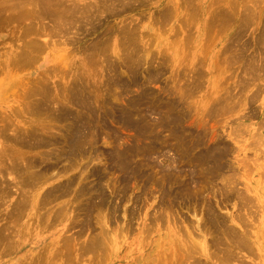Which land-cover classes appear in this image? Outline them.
I'll list each match as a JSON object with an SVG mask.
<instances>
[{
  "label": "rangeland",
  "instance_id": "obj_1",
  "mask_svg": "<svg viewBox=\"0 0 264 264\" xmlns=\"http://www.w3.org/2000/svg\"><path fill=\"white\" fill-rule=\"evenodd\" d=\"M1 1H3L4 4L6 3L5 5L9 6L8 9L10 10V8H11L10 11H13L14 13L13 12L10 13V11H9L8 12L9 14L8 13L3 14V15L0 14V18L2 19V20H0V85H1L0 86V116L2 115L0 117V125L1 124L3 125V123H4V126H0L1 127L0 129L1 130L4 129V130L3 131L0 130V131L4 132L5 127H6V129H7V131H5L6 134L9 133V134H7L8 136L0 134L1 135L0 138L3 140L6 139V141L9 144L8 139L11 137L10 133H12V137H14L13 133L15 134V131L12 130L14 125L18 126V127L15 126V128L17 127V129L19 127H21L23 129L24 133H25L26 129L29 130L28 129L29 127L31 128L29 131L32 132L31 130H33L34 127L36 126L35 127L36 131L33 130V132L35 131L36 136L30 135L29 138L26 137L25 138L26 140H27V138L29 139V140H27L28 141L26 143L27 145L25 144L26 146H24V143L19 144L16 141H15L16 143L15 142L11 143L14 140L13 139L10 140L11 141L10 143L14 145V147L11 146L13 148L10 147L11 144L9 145V148H7L8 144L6 143V141H3L0 139L2 141V142L0 141V147L3 146L7 152H8V150H9V152L11 150H13V151L16 150V152H17V150H20V152H22L23 154H24V152L26 155L28 154L27 156L32 154L31 156H29V158H27V156L24 155L22 157L21 161H19V165L24 164V163H22V160H24V157H25V159H27L24 161V162H26L28 160L30 161V157H33V156L34 157L31 158V161L32 162L34 161V163L30 162V164L31 165L34 164L35 167H37V165H38V168H36L34 171L32 170L34 173L31 171L32 173L29 174V176L27 174L26 175L22 174L23 168L18 167L17 170L15 171L16 173L15 172L12 174L10 173L11 175L8 173H5V171L2 172L1 173L2 174L1 179H3V176H4L5 178L3 180L6 181L7 179H9V177L14 176V174H15V177H13V178H15L16 181L18 180L17 178H19L20 181H22L23 178L28 176L30 179H33L38 184L33 183V181L30 180L29 178H28L29 179L28 183L30 185L26 182L27 179H26V181L23 180L25 183H27L25 185L29 186L28 188L24 186L26 189L23 187V189L26 190L25 193L27 194L30 191L29 194L32 195L34 192V194L32 196L27 194L28 197H26L27 195L24 193V190L22 192L20 187H19L20 185H18L19 183H21L20 181L15 182L13 178L12 179L10 178L11 180H9V181L7 180L8 183H11V184H9L10 186L7 187L9 189V192L7 193L9 196H6V197H8V200L5 197H4V200L1 199V197L3 198L4 195L0 196V204L2 202L1 200H3V201L6 200L4 203H2L0 205V228L5 223L4 224L5 227L3 226L4 227L3 229L4 230L8 229V230H6V232L3 230L5 232V235H6L7 231L9 232V233H7V235H9L11 233L10 231H12V229L16 230V232L12 231V234H13L12 237L10 236L12 234H10L9 237L6 235L8 238V239L6 238V241L5 240L0 241V242H2V243H0V264H158V263L160 264L163 262H164L163 264H169L170 262L172 264L173 263L176 264V262H177V264H178L179 261H180L179 264H181V263L182 264H187V263L190 264L189 259L192 257L195 258L196 261L199 260L198 262H200L201 264H220L221 262H223V260H221V259H223L224 256L229 257V260H230L229 263H231V264H264V73H262V72H264V67L262 68V71L260 70L261 69L260 66H262V64L264 62V58H263L264 57V44H263V42H264V38H263L264 37V0H259L258 2H256L257 0H253V1L251 0L252 2L249 0H219V1L218 0H216V1L215 0L214 1H211V0H155V1L154 0L153 1L152 0H144V1L143 0H137V2H135L136 0H134V2L130 1L131 5H133V6H131L130 3L126 2V1L122 4L119 3L118 4L119 10H118L117 2L112 4V2H110V0H107L108 5H109V3L112 4L111 5L112 11L110 10L112 13L108 12V11L106 13H104V16L105 17L107 16L106 18H104L103 16H98V17H100V19H96L95 21H93L96 23V25L94 27H91V29H90L89 25H87L85 27L83 26V29H85V28L87 29L86 32H85V30L84 31L80 30V32H76V30L73 28V29L68 30L67 32H63V33H65V35L63 33H61V34H63V35H61V34H58L55 32V29L53 27L54 23L52 22L53 19L48 20L49 17L48 16L46 17V15H44V14H42L40 16L39 12H41V10H39V9H41V7H42L41 6L42 1L40 2V0H35V1L22 0V1H25V6H24L25 8L24 9H28V10H26L27 12L30 10L29 11L30 14H29V12L27 13L25 10L22 12L16 11L18 8L16 9L15 7H13V5H14L13 2L16 3V1L18 2V0H16V1L15 0H9V1H11L10 3L8 0H0V2ZM36 1H37V3H36ZM61 1H63V0H61ZM100 1H102V0H72V2H71V0H68V1L64 0L63 1L64 3H62V4L65 6L66 5L69 6V4L71 2V6H72V4L74 6H76V4H77L78 7L82 8L84 6L87 8V10H90L88 12H92L93 10H91V7L97 6L98 4H100ZM229 1L230 2L232 1L231 2V3H233L232 6L229 4ZM242 1L244 4L242 3ZM247 2H248V4H247ZM11 3H12V7H11ZM26 3H28V4L30 3V5H28ZM96 3H98V4H96ZM139 3H140V5H139ZM245 3L247 4L246 6L249 7V8L246 7V9L248 11L246 9H244ZM255 3L257 5H255ZM103 4H104V1H103ZM127 4H129L128 7H127ZM208 4L210 6H208ZM114 5L116 6V8H114L115 7ZM30 6H32L34 8L30 9ZM225 6H227V7H225ZM229 6L232 7L230 10H229V8H230ZM252 7H254V8L251 9ZM35 8H37V9H35ZM167 8H168V10H167ZM204 8H206L207 12L205 11ZM213 8L217 9L218 13H216V11L213 10ZM233 8H234V10H232ZM258 8H259V10H258ZM195 9L197 11H196V13H194L192 15V13L195 11ZM201 9H203V10H201ZM240 9L242 11H240ZM169 10H171L172 12L171 11L165 12V11H169ZM175 10H176V13H175ZM221 10H222V12H221ZM224 10L227 11V14ZM228 10L229 11L232 10L233 14H235V15H233L231 12L229 13ZM253 10H254V12H256L254 16H253V14H254ZM209 11L211 14L208 13ZM243 11L245 14H247V13L248 14L247 15L243 14L242 13ZM31 12L32 13L35 12V13L31 14ZM113 12H115V13H113ZM25 13H27L26 14L27 18L25 17L23 19L22 17L24 16ZM37 14H39L40 17L36 16ZM95 14H97V13H95ZM32 16H35V17L32 18ZM165 16H169V17L164 18ZM170 16H172V17H170ZM226 16H228L227 19H226ZM248 16H253V17L251 18ZM18 17L19 18L21 17L20 19H23V20L18 19ZM214 17L217 18L219 22L218 21L214 22L215 20H217ZM254 17H256V18L253 19ZM28 18H29L30 22H28ZM183 18H184V21H182ZM220 18H222L223 20L222 19L219 20ZM229 18L230 19L232 18V19L230 20ZM249 18H250V22H251L250 24H249V20H248ZM25 19H27V20H25ZM41 19H43L41 23L44 25V29H39V30H41V31H39L41 33H36V32H34L35 30L32 31L29 28L27 29V27H29V25H31V27L33 28L34 26H37L38 24H40ZM210 19L214 20V21L211 23ZM251 19L253 22L251 21ZM3 21H5V22H3ZM47 21H49V22L47 23ZM220 21H221V23H220ZM222 21H224V22H222ZM244 21H246V23H248V24H246ZM17 22H18V24H17ZM21 22H23L24 25ZM33 22L35 23V25ZM44 22H45V24H44ZM26 23L28 25H26ZM5 25H7V26H5ZM218 26H219V28H218ZM25 27L27 30H30V33L34 32L33 33L34 35L33 34L30 35V33L27 30H24ZM20 28H22L26 32H24ZM50 28L52 30L54 29L53 30L54 32L51 31ZM122 30H124V33ZM21 31H23V32H21ZM20 32L22 34H24V36ZM47 33L49 36L45 35ZM66 33L67 34L71 33V36H73V37L71 38V36L68 35L69 36V38H68ZM72 33H75V34H72ZM125 33H126V37H125ZM256 33H257V36H256ZM36 34L37 35L40 34L41 37H40V35L37 36ZM26 35H28L27 36L28 38L26 37ZM32 35H33V37H32ZM259 35L262 38H260ZM56 36H57V38H56ZM98 36H100L99 37L100 39L98 38ZM127 36L128 37L133 36V37H130V39H129ZM30 37L31 38L36 37L37 39L39 38L38 40L41 39L40 42H42V41L44 42L45 39L50 41V47L53 49V50H51L52 52H50V61L45 63L43 66H41L39 68H38V65L40 62H42L41 59L39 61L33 62L32 64H28V67L22 66L21 68L20 67L17 68V66H13V63L10 62V58L12 57L13 53L19 51L20 47H22L23 44H25L27 40L31 39ZM62 37H63V39H60ZM257 37L259 39H257ZM54 38H55V40H57L56 42H55V40H53ZM66 38H68V39H66ZM124 38H126V39H124ZM134 38H136V39H134ZM244 39H246V40H244ZM62 40H65V41H62ZM261 40H263V41H261ZM52 41L55 44L51 45ZM122 41H123V43H122ZM128 41L130 44H128ZM23 42H25V43H23ZM20 43H23V44H20ZM260 43L262 45H260ZM89 44H91L92 46H95L97 44L95 47L100 48V50L99 51L98 50H94V51L89 50L90 49ZM105 45H106V48H108L107 49L108 52L106 51L104 53L102 51L104 50ZM112 46H113V48H112ZM113 49L116 51L114 52ZM127 49H130V50H127ZM86 50H87V52H86ZM131 50H132V52H131ZM128 51H130L129 54L131 53L132 56L129 55L127 57ZM240 51H241V53H240ZM88 52H90V53H88ZM95 52H96V55H95ZM116 52L118 55H116ZM123 52H126V53L124 54ZM51 53H54V54L57 53V59L55 58L54 55H51ZM92 53H94V56L91 55ZM233 53H235V55ZM223 54L224 55L226 54V55L224 56ZM89 55L93 56L94 58L90 57ZM133 55H135V56H133ZM142 55L144 56V58H141V57H143ZM260 55L262 57H260ZM137 56H139V64L140 65H138V67H135V62L138 60ZM254 56H257V58ZM246 57H248V58H246ZM90 58L92 61H90ZM121 58H123V60ZM261 58H263V59H261ZM104 60L105 61L114 60V62L112 61L113 67H112V65L109 66ZM227 60H228V62H227ZM259 60H260V62H259ZM89 61L91 62L92 66L90 65ZM122 61H124L126 63H123ZM252 62L255 64V66H257L255 68L259 69L257 71L258 72L260 71V73H258L255 70L254 64ZM7 63H8V65H7ZM85 63H87V64H85ZM118 63H120V65ZM228 63H229V65H228ZM230 63H232V64H230ZM95 64H96V66H95ZM246 64L250 65V66L246 67L247 66ZM252 64H253V66H252ZM244 65L247 69L245 67H243ZM25 66H27V65H25ZM251 66H252V68H251ZM64 67H65L64 70H66L68 72V75L66 74V76H68L67 78L65 77V75H63L64 70L62 68H64ZM107 67H108V69H107ZM116 67H118V68H116ZM128 67H132V68L134 67L133 69L136 71H133V69H130ZM193 67L194 68L196 67V68L194 69ZM121 68H122V70H121ZM243 68H245V69H243ZM71 69H73V70H71ZM118 69L120 72L117 71ZM109 70H110V72H109ZM128 70H131L132 72L128 71ZM247 70H249V71H247ZM251 70L255 71V75L257 74L258 76L253 78L252 76H255L253 72L251 73V75H249ZM41 71L44 73H42ZM45 71H47V72H45ZM59 71H60V73H59ZM111 71L113 74L111 73ZM239 71H240V73H239ZM241 71L243 74L241 73ZM8 72H10V73H8ZM45 73H47V76L49 74V76H48L49 78L46 79V77L44 75ZM72 73H78L77 76L79 78L82 76L81 77L82 79L84 76L87 75L83 81L86 82V85H87L86 89L88 88L87 93H89L93 96L92 98L90 97V99H91L90 103L92 104V107H95L96 110H98L97 108L100 107V110L97 111V114L99 115L100 112H103V110H105V108H107L104 111L105 113L103 112L102 115L105 119H107L106 125H108V127L107 126L102 127V126L98 125V126H95L96 127L95 128L94 122L92 123L91 129L94 128L92 132L95 135H97L96 137H98L95 140V142L97 144H95L93 146L95 149H97V147H98V149L102 151L103 149L109 150V149H111V147H117V146H121V148H123V146L125 148H128L129 146L135 147L136 143L140 147L146 146V142L144 140H143L144 141L143 142L141 139L137 140L136 137H133L134 131L132 129L127 128L126 126L122 125V123L120 121L116 120L118 113L115 112L114 109H110L111 107H113V105L117 106V107L118 106L123 107V106L127 105L129 101L131 103L133 102L135 105L138 104L137 106H135L133 104L135 110L141 108L142 113H146V115H145L146 119H149L150 121L156 120L160 115H162V118L165 117L164 120H167L168 116H166V115H168V114H166L165 111H167V113L171 112L173 115H176V113H177V116L181 117L180 120H182V122L181 121L180 122L183 126H186V128L187 127L190 128V131L192 130L195 133L196 132H199L202 134L205 133L203 135V139H202V145L203 146H205V144L206 145H211V144L215 145V144H222V143H225L227 145V148L229 149V151H228V154L226 156V160H228V162H230V165L233 168L235 167L234 168L235 174L238 172L236 175L237 176H238V174L240 175V177L236 176V179H235V180H237L235 188L237 189V186H238L237 191L239 190L237 192V195H239L238 199L236 198V196H237L236 193H233V195H232V193H230V196H224V193H221V190L219 188V184L215 183L214 181H212L210 183L209 182L206 183V181H205V182L201 183V185H202V187H200L201 189L199 188L200 194L198 193L199 194L198 196L199 197L201 196V199L199 197H195V196L191 197V194H189L191 197V200H189V201L183 200L181 202L177 201V205H176V201H175V202H172L170 204L171 205L170 208H167L170 205L168 206V203L166 204V202L161 203L160 192L158 191V189L153 184L148 183V185H146L145 188H142V181L140 179L136 180L135 178H132L131 181L128 180L125 183L121 182V184H119L120 182H118V180L120 181V179H119L120 175H118L119 174V173H117L118 171L115 172V170L112 169V165L114 164V162H112L109 159V157H107V155H104V154L97 155L98 158L93 153H92V155L87 154L88 156H86V157H90V158L85 157L82 159V158L78 157L77 160L73 159L74 161L76 160L75 161V162H77L76 164H75V162L73 164V160L69 161V159L63 160V158L62 159L60 158L61 160L57 159L56 162H53L54 159L53 160L50 159V160H48V161L52 160L50 162V164L56 163L58 165H56L55 169H52L51 171L45 172L42 165L45 163L48 164L49 162L44 159V163L42 164L41 162H43V159H42L43 156H42V158H40L41 154L43 155L45 150L48 152V150L50 149L49 147H51V150H52V148L55 149L56 146H57L56 149L53 151L57 152L59 150L61 152L63 150V145L62 144L59 145V143H57V144L50 143V144H44L45 145L44 146V145L38 144L40 142H37V140L35 142H32V141L34 140V137L36 139L37 136L39 137L38 139H40L43 134H44L43 135L44 140H46L47 138H48L47 140H49L50 139L49 137H52V139L61 140L63 138L62 134L65 131L64 129L66 128L67 125H69V123L66 122V120H64V119L62 121L61 120H54L53 119L54 117H52L48 111L46 112L44 110H43L45 112L44 114L42 112H40V115H39V113H37L39 117H37L36 114H30L33 112L29 109L31 108L33 103L36 101V98H38L39 96L36 95V96L32 97V95H31V98H32V101H31L30 98H28L29 100L27 99V97L23 98V96H26V94L23 95V91L25 93L30 88H36L37 87V85H36L37 79L36 78L37 77L40 78L41 77L40 75H42V77L46 79V82L49 83L47 85H49L52 94L54 91V93L58 94V96L61 97V95H63L62 94L63 88H61V87L66 86V85H64L65 84L64 82H71L69 79H71L70 75ZM79 74H80V76H79ZM111 74L113 76H111ZM6 76H8V77H6ZM88 76H89V78H88ZM248 76H250V78ZM63 77H65V78H63ZM114 78H115V80H117V79L121 80V82H119V84H117L118 82L115 81L116 83H114ZM134 78H136V81L134 80ZM248 78L249 79L252 78L253 80L252 79L249 80ZM62 79H64V80L66 79V80L64 81ZM82 79H81V81H82ZM85 79H86V81H85ZM58 81L59 82L62 81L60 83H63L64 86L63 85L61 86V84ZM103 81H104V83H102ZM127 81H129V82L127 83ZM122 83H124V84H122ZM250 83H251V85H250ZM55 84H57V85L60 84V88H58L59 86L55 87V86H57ZM104 84H106L107 86L110 85V87L114 86L115 89L113 87H111V89H110V88H108L109 86L105 87L106 85H104ZM193 84H195V85H193ZM44 85H46V84H44ZM118 85H120L121 87L124 86L126 88L122 87L124 89L123 90ZM238 85L241 87H239ZM28 87H30V88H28ZM52 88L54 90H52ZM90 88H92V89H90ZM168 88H169V90H168ZM60 89H62V90L59 93ZM142 89L143 90L145 89V91H143ZM146 89H148V90H146ZM181 89L183 91H181ZM226 89L228 92L226 91ZM31 90H34V89H31ZM114 90H115V92H116V90H118L119 92L115 93ZM257 90H259V91H257ZM173 91H175V92H173ZM178 91H179V93L183 92V93H181L183 96L182 95L179 96L180 94H178V96H177L176 93H178ZM20 92H22V94ZM112 93L116 94V96L114 95L115 97H112V95H113ZM119 93H120V95H119ZM143 93H146L145 96H142L139 98V96ZM105 94H107V96ZM218 94H220L221 97L223 96L222 98H226L228 101L230 99L234 98V99H232V101H230V102H232V104L229 102L230 105H228V101H227V104H225V107L223 109H220V114L218 113V111H211V109H210L212 107V105L214 106L216 100L221 99V98L217 97V96H219ZM228 94H230V96ZM237 94H238V96H237ZM91 95H89V96H91ZM227 95L229 96V98ZM62 97H61V99H62ZM113 98H115V100L117 101L118 104L116 103V101ZM109 99H112L113 101L110 100L111 101L110 102V101H108ZM173 99L177 100L178 105L180 103V105L174 109L172 106V104H174ZM213 99H214V101H213ZM233 100H235L234 103H233ZM192 101H194V102H192ZM23 102H25L24 103L25 106L29 107L28 109L26 108L27 111L29 110L26 113H24L26 111L24 105L22 106ZM29 102H31V103H29ZM190 103H192V104H190ZM19 104H20V106H19L20 108H17L16 113H15L16 109L12 113L11 110L16 108ZM108 104H110V105L112 104V106H110ZM189 104H190V106H189ZM168 105L172 109H170V107ZM68 106H69L70 110L72 108V110H71L72 113H74L76 111L77 112L74 114L81 113L80 111H78V110H80V108L78 109V106H74V105H71V106L68 105ZM102 106H103V108H101ZM104 106H105V108H104ZM75 107H76V109H75ZM207 107H208V109H207ZM232 108H234V109H232ZM150 109L152 110V112ZM226 109L232 110V111L229 112ZM208 110H210L209 113H208ZM222 110H225V111L222 112ZM19 111H21L20 112L21 115H20V113H17ZM154 111H155V113H154ZM157 111H158V113H157ZM10 113L15 114V115H11ZM41 113H42V115H41ZM82 113L84 114V112H82ZM114 114H115V116H114ZM9 115H11V117ZM43 115H44V119H43ZM45 115H47V117H45ZM107 115H109L112 119ZM3 116L5 117L4 119H3ZM7 116H8V119L10 118L9 119L10 123L13 125V126L11 125L12 128L9 127L10 123L8 121H7L8 123H6L5 119L7 118ZM22 118H23V121H22ZM2 119H3V122L1 123ZM30 119L33 122H35L36 125H35V123H31L32 121H30ZM47 119H48V121L50 119V121L53 123L47 122L46 121ZM4 120H5V122H4ZM38 120H40V123L42 124V128H41L40 123L37 124ZM56 121L60 122V124L57 123ZM63 121H65V122H63ZM22 122H25V123H23V125H22ZM54 122H56V123H54ZM5 123H6V125H5ZM26 123H28V125H30V126L26 125ZM64 123H68V124L65 125ZM7 125L12 131L8 130L9 128H7ZM20 125H22L23 127ZM32 125L34 127H31ZM60 125L61 126L63 125L65 128L63 126H62L63 128H59ZM48 126L52 127L51 128L52 130L49 129ZM166 126H167V127H165L166 130L161 132L162 133L161 136H163V137H160L161 139L167 138V141L165 142L166 146L164 145V146H161V148H160V151H161V149H163V154L165 152V155L169 157L168 158L169 161H166L164 166L166 164L171 163V162L174 165L176 164L175 162L172 161V160H175V157H176L175 156L176 155V145L174 144L175 141L173 139L172 140L174 142L170 141L171 139L169 137H167V136L165 137V135L167 133H169V125H166ZM39 127H40V129H37ZM105 127H107L108 129L107 128L104 129ZM46 128H48L50 130V132H49V130L47 131ZM102 128L104 129L103 131H102ZM42 129L44 130V132ZM157 129H159V127ZM203 129H204V132H203ZM39 130H41V131H39ZM55 130H57V131L55 132ZM105 130H106V132H105ZM236 130L238 132H236ZM94 131H98L100 133H98V132L95 133ZM107 131H109L108 134L110 135V137L108 134H104V133H107ZM36 132H41V133H36ZM54 132L57 133L59 136L57 134H54ZM113 132L116 133V136L119 135L118 137L119 138L121 137V138L120 139L118 138V140H116L115 134L113 135ZM51 133L54 134V136L50 135ZM102 134H103L104 138H103V136L101 138ZM239 134H240V136H239ZM251 134L256 135V136L258 134V136H259L258 144L257 145L255 144V146L251 142L252 139L249 138ZM47 135H49V136H47ZM60 135H61V137H60ZM237 135H238V137H237ZM106 136L111 141L108 140V138ZM31 138H32V140H31ZM100 138H101L102 144H101ZM105 138H107V139L105 140ZM121 139H122V141H121ZM168 139H170V140L168 141ZM204 139H206V140H204ZM41 140H42V138H41ZM135 140H136V142H135ZM30 141H31V143H29ZM236 141H238V142H236ZM36 142H37V146H39V145L42 146V148H40V150L37 149ZM120 142L121 143L124 142V144L122 143L123 144L122 145ZM140 142H143V144ZM104 143H106V144L108 143V144L106 145ZM117 143H118V145H117ZM15 144H17V145H15ZM29 144H31V145H29ZM103 144H104V146H103ZM247 144H249V145H247ZM21 145L24 147H21ZM32 145L35 147H33ZM108 145H110L111 147ZM258 146H260V148ZM25 148L28 150H26ZM47 148H48V150H47ZM231 148L233 150H231ZM31 149H32V151H31ZM41 149H43V150H41ZM157 149L159 150V148H157ZM164 149H166L169 152V154ZM51 150L49 151L50 153H55ZM13 151H11L12 154L8 153V156H11V158L14 157ZM27 151H28V153H27ZM46 151H45V154H47ZM59 151H58V153H59ZM33 153H34V155H33ZM38 153H40V154H38ZM172 153H173V155H172ZM20 154H19V156H20ZM37 154H38V156H36ZM16 155L18 156V152ZM16 155H15V157H16ZM154 155L152 156L154 158H152L150 160L152 161V163L159 165L160 162H162L161 161L162 158L156 157V154H154ZM91 156H93L94 159H96V158L98 159V164H96L97 159L91 160L92 159ZM99 156H101V157H99ZM249 156H250V158H249ZM20 157L18 158L19 160H20ZM39 158L41 159V161H39L40 160ZM252 158H254V160ZM135 159H138V157H136ZM99 160H100V163L102 164V166L105 168L101 167ZM239 160L243 161V163H246V165H244V167L246 166L245 168L243 167V164L240 163ZM61 161L62 162L67 161L68 163L67 162L61 163ZM101 161L104 162L105 164H103ZM20 162H21V164H20ZM152 163H150V164H152ZM189 163H190L189 160H183V159L181 161L177 162V164L180 167L182 165V168L183 167L188 168L187 165L189 166ZM94 164H96V165H94ZM110 164H112V165H110ZM5 165H8V162H6ZM74 165H76V166H74ZM79 165H80V168H82L81 170H84V171L86 170L87 172H89L88 175L86 174L87 173L86 171H85L86 172L85 173L84 171L81 172V170H79L80 169ZM34 166H32V168ZM68 166H71V167H68ZM72 167H74V168H72ZM2 168H4V167L2 166ZM68 168H70L69 171H68ZM155 168H157V167L155 166ZM97 169H99L102 173ZM106 169H108V170H106ZM109 169H111V170H109ZM41 170L44 171L45 173L42 172ZM56 170L58 173L61 172L62 170L63 171L67 170V171L64 173H63V171L61 173H59L61 175H58V174L55 175L54 172ZM89 170H91V171H89ZM104 170H106V171H104ZM79 171L82 174L78 173ZM94 171H96V173H97V174H95V176L92 175V173H91V172L94 173ZM98 171H99L100 175H98ZM35 172H36V174H35ZM48 172H50V173H48ZM57 172H55V173H57ZM52 174H54L55 177H53L54 175H52ZM75 174H77V175H75ZM8 175H9V177H8ZM35 175H37L36 178L34 177ZM43 175H44V177H43ZM85 175H87V178ZM21 176H23V178ZM38 176L39 177L42 176V177L40 179H38ZM50 176H52V177H50ZM115 176H117L118 178L117 177L115 178ZM241 176H244V178L242 179ZM48 177H50V179ZM67 177H68L69 183H67V179H66ZM88 177H90V178H88ZM111 177H113V180ZM42 178H44V179L47 178L49 180L48 181L44 180L45 182L40 183ZM105 179H106V181H105ZM12 180L14 181L13 183H12ZM90 180L93 181L92 184H90L91 183ZM103 180L105 183L107 181H109V182H107L105 184L103 182ZM62 181L65 182L64 185H63ZM80 181H81V183H80ZM113 181H114V183H113ZM139 181H140V184H139ZM31 182L33 184H31ZM57 182L58 183L60 182V184H58ZM82 182L84 183L83 185L87 186V188H93V187H90L92 185L101 187L102 191L104 189V192H103L104 195L103 196L106 198L108 195V197L106 198V200H103V202H102V200L98 201L99 199L96 198L97 194L94 192L92 193L91 189H90L91 191H89V192H91V194H89V193L78 194L79 190H80L79 187H81L83 185H79V187L77 185L82 184ZM116 183H117V185L118 184L119 185L117 186ZM13 184H14V186H13ZM125 184L128 185V187H126ZM129 184L131 187L129 186ZM132 184H134V185H132ZM36 185H40V186L39 187L37 186L34 188V186H36ZM70 185H73V186H70ZM204 185L206 187L205 189L203 187ZM215 185L217 187H215ZM245 185H249V187L251 186L253 189V192L256 194H254L252 192H245ZM31 186H32L33 192L31 191ZM67 186L68 187L70 186V188H73V189H70ZM148 186H150V187H148ZM66 187H67V189H66ZM106 187H109L110 189L106 188ZM136 187H137V190H136ZM29 188H30V190L28 191L27 189H29ZM149 188H151V189H149ZM208 188H209V190H208ZM19 189L22 193H20ZM42 189H43V191H42ZM155 190H156V192H155ZM45 191H46V193H49L48 191H51L52 193H54L55 196H52V198L50 197V199H49L48 197H46L44 195ZM53 191H56V192H53ZM126 191H127V193H126ZM242 191L245 192L248 195V197L250 196V200L245 198L246 199L245 201L248 204V206L246 203H245L246 204L245 206L244 205L241 206V204H244V203L242 202V198L240 199V197H241V195L245 196V193H243ZM112 192H114V193L112 194ZM152 192H154V193H152ZM213 192L215 194H213ZM239 192L242 194L240 195ZM56 193H58L57 196H56ZM60 193L63 196H61V195L59 196ZM21 194L26 195V196H24V199H27V201L24 200V204L21 203L22 198H18V195H19V197L22 196ZM42 194L46 200L43 198ZM117 194H119V196ZM218 194H219V196H221V198L218 196ZM39 195L43 198V200H42V198L40 199ZM74 195L78 199H76V200H75V198L73 199L72 197ZM120 195L123 197H121ZM210 195H211V197H209ZM47 196H49V195L47 194ZM78 196L83 197V198H79ZM84 196L88 200L84 199ZM222 196L224 197V199L222 198ZM29 197L30 198L32 197L31 200ZM34 197H35V199H34ZM213 197H215V198H213ZM70 198H72L73 200ZM227 198H229V199H227ZM13 199L15 200L14 202H13ZM36 199L40 200V201H44V202L38 203V201ZM81 199L83 202L81 201ZM28 200L31 202H29ZM63 200H65V203L67 201L68 204L66 203L64 206ZM216 200H217V202H216ZM18 201H19V203H17ZM206 201H209V202H207L208 204H206ZM243 201H244V199H243ZM247 201H249L250 203H248ZM70 202H72V203H70ZM202 202H204L205 204ZM240 202H242V203H240ZM12 203H14L15 205L14 204L12 205ZM59 203H61V204L59 205ZM174 203H175V206H173ZM209 203H210V205L213 206L215 214L219 218V220H218L219 222H217V221L214 223L212 222L213 224L207 223L208 220L205 219V218L208 219V214H207L208 211H207L206 207H208ZM215 203L218 207L215 205ZM40 204H43L42 206L45 208L40 207L41 206ZM47 204L51 207V209H53V208L55 209V205H56L57 209H55V210L57 212L60 211L61 213H57L58 214L57 215L55 213L56 212L55 210L52 212V210L49 209L50 207ZM84 204H85V207H83ZM101 204L102 205L104 204V205L102 206ZM202 204L205 206V208ZM38 205H40V206H38ZM11 206H15L14 208L12 207V209H14V212H13V210L12 211L10 210ZM16 206H18V207H21V206L24 207L25 206V208H26V209L22 208V207L20 208V210H22V209L23 210H22V212L19 210L20 214L18 215V217L16 215V214H18L17 213L18 207L16 209ZM35 206H37V207H35ZM99 206L100 207L102 206L101 209ZM161 206L164 208H162ZM73 207H75V208H73ZM92 207L94 208V210ZM194 207L196 209L195 211L192 209ZM249 207H251V208H249ZM47 208L49 210V213L52 212L50 215L48 212H46V211H48ZM64 208H65L66 212L64 211ZM15 209L17 211H15ZM91 209H92V211H91ZM99 209H100V212H99L100 214L96 213V211L98 212ZM102 209H103V212H101ZM159 209L160 210L162 209L161 211L164 212L163 213L164 214L163 219H161L162 216H160V213L158 214V212L160 211ZM164 209H166V210H164ZM167 209L172 210L173 214L171 212V215H173V216L169 215L170 213L168 212ZM8 210L11 211L12 213L9 212ZM44 210H46V211H44ZM200 210H202V211H200ZM93 211L96 214H98V216L100 218H98L97 215H96V217H94L95 214ZM62 212L65 214L64 218H63ZM195 212L197 215L195 214ZM13 213L15 215H13V217H12ZM21 213H23V214H21ZM41 213H43V214H41ZM44 213L45 214L47 213L46 215L49 218ZM179 213H181V214L179 215ZM32 214H33V216H32ZM52 214L55 216L56 219H53V220L51 219V218H54V217H51ZM193 214H194V216H193ZM10 215H11V217H10ZM39 215L42 217V219ZM56 215L58 216V218L60 216V218L58 219ZM61 215H62V217H61ZM158 215L161 218L157 217V218H159L157 220L156 216H158ZM174 215H175V217L176 216L177 217L174 218ZM242 215H243V217H242ZM16 217L18 220L16 219ZM43 217L45 219H43ZM83 217L86 220H84ZM201 217H202V220L199 219ZM244 217H245V219H244ZM12 218H13V220H12ZM94 218H97V219H94ZM129 218H131L132 220H130ZM6 219H9L10 221L6 220ZM173 219H174V221H172ZM223 219H225V220H223ZM88 220L90 221V224H87V222L89 223ZM106 220H108V221H106ZM160 220H163V221H161L162 223L160 222ZM199 220L201 222H199ZM54 221H56V222H54ZM99 221H100V225H99ZM9 222H11V223L9 224ZM220 222H222V223L219 224ZM13 223H14V225H13ZM197 223H198V225H197ZM6 224L8 226L10 225L12 227L9 226V228H8V226L6 227ZM45 224H46V226H45ZM152 224H154V225H152ZM200 224L202 226L201 228L199 226ZM202 224H206V226L204 225L206 228L208 226L207 231H204L206 229ZM15 225H17V226L14 227ZM146 225H148V227H150L151 229L147 228V230H146L145 229ZM212 227L215 228V230ZM226 227L228 228V230ZM231 227L235 232L231 229ZM102 228H104L103 231L105 230V232H107L106 234L103 233V236L105 234L107 237L105 236L106 237L105 238L101 235V237H99V238L105 239L104 244L106 246L104 247L103 246L104 244L97 243L95 245H97V247L99 246L98 248L100 249V251L99 250L96 251L97 247H94L95 250H92L93 252L90 251L88 253L87 251H84V248L86 246H88V244H86V242L89 240L90 243H91V241L93 243L94 238H92L91 236H95L96 234H97V237L100 236V234H102V233H98V232H102L101 231ZM209 228H211L214 231H212ZM221 228H223L224 230L223 229L221 230ZM208 229H209V231H208ZM225 229L227 230V232L225 231ZM91 230L94 232L91 233L90 232ZM216 230H218V232ZM3 231H0V232L2 234H4ZM157 231H159L161 233V237H160L161 239L159 238L161 241L165 237L164 233H167V232H169V233L171 232V233H170V237L168 239L165 238L164 241H162V242L160 241V243H162V245L159 244L160 246L158 245V246L153 247L152 236L154 239H157L158 238L156 236ZM228 231H230L231 234ZM244 231L245 232L248 231L247 233H248L249 237H248L247 233L245 234ZM233 232H234V234H232ZM183 233L185 234V236H183L184 235ZM186 233L187 234L189 233V235H187ZM206 233H209V234H206ZM218 233L220 234V236ZM235 233H236V235H235ZM239 233H241V236H244V238L239 237L240 236ZM79 234H81L82 236ZM139 234H140V237H142L143 239L139 238ZM146 234H149V235L147 236ZM186 235L189 236L190 239H189V237H187V239H186ZM221 235L224 236V237H222L224 239H221ZM229 235H231V236L229 237ZM71 236H72V238L70 239ZM216 236H219L220 239H219V237L217 238ZM232 236L235 239H238L237 236L239 238H243V240L246 239L245 241L247 244L250 245V249H244L243 250V249L237 248V250H236V247H235L234 250H235V252L237 251L235 253L234 250L232 249L234 246H230L231 248L229 247V245L234 242V239H232L233 238ZM203 238H205V240L207 242L206 247L209 246L208 247L209 251L206 248L205 253H201L200 248L197 244H195V245L191 244L194 239L199 241V240H202ZM225 238L227 240H225ZM230 238L233 241H230ZM72 239H73V241H72ZM137 239L141 242V245L140 246H134L133 245L134 248L130 247L129 245L133 242L138 244V241H136ZM65 240H67L68 242H66ZM187 240H189L191 243L190 242L188 243ZM195 240L193 243H196ZM173 241H174V243H172ZM177 242H180L181 245H183L184 243L185 244L183 246H181L180 244L178 245ZM219 242H221V243H219ZM215 243H216V245H215ZM66 244H69L67 246L68 248L66 247ZM163 244H165V245H163ZM213 244L215 246H213ZM7 245L8 246L10 245V246L7 247ZM172 245H174V246H172ZM175 245H178V246H175ZM82 246L84 248H82ZM180 246L182 248H180ZM189 246H191L192 248ZM222 246H224V248L227 247V248H225V251H226V249H230V250H227L226 252H220V251H224V248ZM184 247H185V249H184ZM176 248L179 250H177ZM187 248H189V250L196 248V250L193 249V255H195V256H193L192 254L187 255L186 254L188 252ZM79 249H81V250H79ZM76 250L79 251L78 255H77L78 251H76ZM183 250H185V251H183ZM247 250L249 252H247ZM54 251H55V253H54ZM81 252H82V254H80ZM101 252H102V254L104 253V255H101ZM163 252H165V253H163ZM199 252H200V254H199ZM105 253H106V255H105ZM147 253H149V254H147ZM96 254L97 255L100 254V255L97 256ZM234 254L235 255L237 254L236 257L237 256L238 257L236 258L234 256ZM181 255H183V258L181 257ZM190 255H192V257H189ZM220 255H221V258H220ZM185 257L186 258L189 257V258H187L188 260L187 259L184 260ZM225 257H224V260H226ZM177 258H179V261ZM170 259L171 260L173 259L172 260L173 262ZM174 260H175V262H174ZM167 261L168 262L170 261V262L168 263Z\"/></svg>",
  "mask_w": 264,
  "mask_h": 264
},
{
  "label": "bare ground",
  "instance_id": "obj_2",
  "mask_svg": "<svg viewBox=\"0 0 264 264\" xmlns=\"http://www.w3.org/2000/svg\"><path fill=\"white\" fill-rule=\"evenodd\" d=\"M9 1V0H8ZM16 1V0H15ZM20 1V2H19ZM32 1H35V0H32ZM42 1V7H41V9H39V10H41V12H39V14H40V16L42 15V14H44V15H46V17L48 16L49 18H48V20H50V19H53L52 20V22L54 23L53 24V27H54V29H55V32L56 33H58V34H61V33H63V32H67L68 30H70V29H75L76 30V32H80V30H85V32H86V28L85 29H83V26L85 27V26H87V25H89L90 26V29H91V27H94L95 25H96V23L95 22H93V21H95L96 19H100V17H98V16H103L104 18H106L105 16H104V13H106L107 11L108 12H111L112 10V8H111V5L113 4V3H115V2H117V5L120 3V4H122V3H124L125 1L126 2H129L130 3V1L132 2H134V0H110V2H112V4L111 3H109V5H108V3H107V0H102V1H100V4H98V3H96V4H98L97 6H92L91 7V10H93L92 12H88V11H90V10H87V8L86 7H78L77 6V4H76V6H74L73 4H72V6H71V2H72V0H71V2H70V4H69V6H65V5H63L62 3H64L63 1H61V0H40V2ZM66 1H68V0H66ZM103 1H104V4H103ZM144 1V0H143ZM153 1V0H152ZM155 1V0H154ZM211 1H214V0H211ZM216 1V0H215ZM219 1V0H218ZM249 1H251V0H249ZM253 1V0H252ZM251 1V2H252ZM259 0H257L256 2H258ZM6 2V1H5ZM11 1H9V3H10ZM13 2V1H12ZM75 2V1H74ZM88 2V1H87ZM135 2H137V0L135 1ZM142 2V1H141ZM150 2V1H149ZM178 2V1H177ZM232 2V1H231ZM230 1H229V4L232 6L233 5V3H231ZM35 3V2H34ZM36 3H37V1H36ZM76 3V2H75ZM242 3H243V1H242ZM260 3V2H259ZM258 3V4H259ZM6 4V3H5ZM4 4V2L3 1H1L0 2V14H6V13H8L10 10H11V8H10V10L8 9V5L6 6ZM13 7H15L17 10L16 11H18V12H22V11H26V10H28V9H24L25 7V1H22V0H18V2L16 1V3L15 2H13ZM26 4H28V3H26ZM68 4V3H67ZM88 4V3H87ZM93 4V3H92ZM136 4V3H135ZM210 4V3H209ZM208 4V6H210ZM228 4V5H229ZM244 4V3H243ZM242 4V5H243ZM247 4H248V2H247ZM246 3H245V7H244V9H246V5H247ZM251 4V3H250ZM28 5H30V3L28 4ZM128 5L129 4H127V7H128ZM130 5H131V3H130ZM139 5H140V3H139ZM236 5V4H235ZM255 5H257L256 3H255ZM254 5V6H255ZM34 6V5H33ZM115 6V5H114ZM113 6V7H114ZM126 6V5H125ZM131 6H133V5H131ZM231 6H229L228 8H229V10L232 8ZM250 6V5H249ZM11 7H12V3H11ZM130 7V6H129ZM175 7V6H174ZM212 7V6H211ZM224 7V6H223ZM225 7H227V6H225ZM31 8H34V7H32V6H30V9ZM39 8V7H38ZM86 8V9H85ZM90 8V7H89ZM88 8V9H89ZM114 8H116V6L114 7ZM121 8V7H120ZM192 8V7H191ZM207 8V7H206ZM206 8H204L205 9V11H206ZM227 8V9H228ZM247 8H249V7H247ZM254 7H252L251 9H253ZM14 9V8H13ZM20 9V10H19ZM35 9H37V8H35ZM175 9V8H174ZM198 9V8H197ZM211 9V8H210ZM219 9V8H218ZM237 9V8H236ZM243 9V10H244ZM111 10V11H110ZM118 10H119V5H118ZM167 10H168V8H167ZM193 10V9H192ZM191 10V11H192ZM199 10V9H198ZM201 10H203V9H201ZM200 10V11H201ZM213 10H215L216 11V13H218L217 12V9H215V8H213ZM223 10V9H222ZM222 10H221V12H222ZM228 10V12L230 13H232L233 14V11L232 10H234V8L231 10V11H229ZM238 10V9H237ZM247 10V9H246ZM256 10V9H255ZM258 10H259V8H258ZM15 11V12H16ZM30 11V10H29ZM28 11V12H29ZM171 10H169V11H165V12H170ZM196 9H195V11L192 13V15L194 14V13H196ZM225 11V10H224ZM240 11H242L241 9H240ZM245 11V10H244ZM244 11L242 12L243 14H245L244 13ZM248 11V10H247ZM13 11H10V13H12ZM27 12V11H26ZM27 12V13H28ZM94 12V13H93ZM172 12V11H171ZM207 12V11H206ZM205 12V13H206ZM226 12V14H227V11H225ZM235 12V11H234ZM246 12V11H245ZM14 13V12H13ZM17 13V12H16ZM27 13H25L24 14V16L22 17L23 19L27 16L26 14ZM33 13H35V12H33ZM32 12H31V14H33ZM95 13H97V14H95ZM112 13V12H111ZM113 13H115V12H113ZM175 13H176V10H175ZM202 13V12H201ZM208 13H210V11L208 12ZM207 13V14H208ZM228 13V14H229ZM237 13V12H236ZM241 13V12H240ZM254 13V14H253ZM253 16L255 15V13L256 12H254V10H253ZM9 14V13H8ZM29 14H30V12H29ZM39 14H37L36 16H38V17H40L39 16ZM99 14V15H98ZM102 14V15H101ZM108 14V13H107ZM162 14V13H161ZM171 14V13H170ZM184 14V13H183ZM211 14V13H210ZM209 14V15H210ZM222 14V13H221ZM225 14V13H224ZM225 14V15H226ZM242 14V15H243ZM248 14V13H247ZM247 14H245V15H247ZM11 15V14H10ZM233 15H235V14H233ZM239 15V14H238ZM258 15V14H257ZM182 16V15H181ZM203 16V15H202ZM218 16V15H217ZM220 16V15H219ZM253 16H248V17H253ZM20 17V18H21ZM31 17V16H30ZM33 17H35V16H32V18ZM113 17V16H112ZM166 17H169V16H165L164 18H166ZM170 17H172V16H170ZM201 17V16H200ZM208 17V16H207ZM213 17V16H212ZM216 17V16H215ZM214 17V18H215ZM227 17L228 16H226V19H227ZM231 17V16H230ZM236 17V16H235ZM242 17V16H241ZM3 18V17H2ZM8 18V17H7ZM6 18V19H7ZM19 17H18V19H20ZM27 18V17H26ZM103 18V19H104ZM163 18V17H162ZM186 18V17H185ZM211 18V17H210ZM256 17H254L253 19H255ZM9 19V18H8ZM14 19V18H13ZM12 19V20H13ZM23 19H20V20H23ZM102 19V20H103ZM189 19V18H188ZM196 19V18H195ZM213 19V18H212ZM215 19H217V18H215ZM222 18H220L219 20H221ZM230 19V18H229ZM232 19V18H231ZM230 19V20H231ZM238 19V18H237ZM0 20H2L1 18H0ZM25 20H27V19H25ZM24 20V21H25ZM42 20L43 19H41L40 20V24H38L37 26H34L35 25V23H34V27L32 28L31 27V25H29V27H27V29L29 28L30 30H35L34 32H36V33H41V32H39V31H41V30H39V29H44V25L41 23L42 22ZM105 20V19H104ZM158 20V19H157ZM193 20V19H192ZM211 20V19H210ZM223 20V19H222ZM249 20V24L251 23L250 22V18L248 19ZM23 21V22H24ZM32 21V20H31ZM39 21V20H38ZM98 21V20H97ZM164 21V20H163ZM182 21H184V18H183V20ZM189 21V20H188ZM187 21V22H188ZM196 21V20H195ZM214 20H211V23L213 22ZM216 21H218V19L217 20H215L214 22H216ZM251 21H252V19H251ZM3 22H5V21H3ZM23 22H21L23 25H24V23ZM28 22H30L29 21V18H28ZM27 22V23H28ZM49 21H47V23H48ZM51 22V23H52ZM99 22V21H98ZM192 22V21H191ZM219 22V21H218ZM222 22H224V21H222ZM230 22V21H229ZM232 22V21H231ZM234 22V21H233ZM245 23H246V21H244ZM243 22V23H244ZM248 22V21H247ZM253 22V21H252ZM2 23V22H1ZM7 23V22H6ZM26 23V25H28ZM220 23H221V21H220ZM237 23V22H236ZM257 23V22H256ZM17 24H18V22H17ZM44 24H45V22H44ZM135 24V23H134ZM215 24V23H214ZM231 24V23H230ZM246 24H248V23H246ZM51 25V24H50ZM226 25V24H225ZM224 25V26H225ZM5 26H7V25H5ZM20 26V25H19ZM18 26V27H19ZM250 26V25H249ZM52 27V26H51ZM117 27V26H116ZM226 27V26H225ZM239 27V26H238ZM237 27V28H238ZM246 27V26H245ZM24 28V27H23ZM218 28H219V26H218ZM21 30H23L22 28H20ZM26 29V27H25V29L24 30H27ZM51 29V28H50ZM53 29V30H54ZM94 29V28H93ZM23 30V31H24ZM30 30H27L29 33H30ZM52 29H51V31H53ZM217 30V29H216ZM219 30V29H218ZM239 30V29H238ZM23 31H21V32H23ZM123 31V33H124V30H122ZM213 31V30H212ZM20 32V33H21ZM24 32H26V31H24ZM33 32V33H34ZM48 32V31H47ZM54 32V31H53ZM52 32V33H53ZM88 32V31H87ZM208 32V31H207ZM241 32V31H240ZM33 33H30V35L31 34H33ZM84 33V32H83ZM121 33V32H120ZM261 33V32H260ZM22 34V33H21ZM43 34V33H42ZM64 35H65V33H63ZM63 34H61V35H63ZM67 34V33H66ZM72 34H75V33H72ZM88 34V33H87ZM23 36H24V34H22ZM29 35V36H30ZM34 35V34H33ZM33 35H32V37H33ZM37 35V34H36ZM38 35H40V34H38ZM37 35V36H38ZM46 36L48 35V33L47 34H45ZM68 35H70L71 36V33L70 34H67V36ZM254 35V34H253ZM28 35H26V37H27ZM49 36V35H48ZM58 36V35H57ZM57 36H56V38H57ZM256 36H257V33H256ZM262 36V35H261ZM40 37H41V35H40ZM64 37V36H63ZM63 37L62 38H60V39H63ZM73 36H71V38H72ZM100 36H98V38H99ZM103 37V36H102ZM101 37V38H102ZM125 37H126V33H125ZM128 37V36H127ZM130 37H133V36H130ZM130 37H128L129 39H130ZM259 37H260V35H259ZM28 38V37H27ZM26 38V39H27ZM31 38V37H30ZM29 38V39H30ZM68 38H69V36H68ZM68 38H66V39H68ZM80 38V37H79ZM127 38V39H128ZM260 38H262V37H260ZM264 38V37H263ZM25 39V40H26ZM39 39V38H38ZM36 37H34V38H31L30 40H27L26 41V43L25 42H23V43H25V44H23V43H20V44H23V46L22 47H20V49H19V51L18 52H15L14 50V52L15 53H13L12 54V57L10 58V62H12L13 63V66H17V68H21L22 66H24V67H28V64H32L33 62H35V61H39L40 59H41V61L42 62H40L39 63V65H38V68L39 67H41V66H43L45 63H47V62H49L50 61V52H52L51 50H53L51 47H50V41L49 40H47V39H45V41L43 42H40V40H38ZM65 39V40H66ZM100 39V38H99ZM124 39H126V38H124ZM128 39V40H129ZM134 39H136V38H134ZM257 39H259L258 37H257ZM19 40V39H18ZM24 40V41H25ZM43 40V39H42ZM53 40H55V38L53 39ZM65 40H62V41H65ZM236 40V39H235ZM244 40H246V39H244ZM57 40H55V42H56ZM92 41V40H91ZM101 41V40H100ZM127 41V40H126ZM125 41V42H126ZM130 41V40H129ZM129 41H128V44H130L129 43ZM136 41V40H135ZM261 41H263V40H261ZM247 42V41H246ZM249 42V41H248ZM122 43H123V41H122ZM127 43V42H126ZM262 43V42H261ZM260 43V45H262ZM52 44H55V43H53V41L51 42V45ZM114 44V43H113ZM137 44V43H136ZM243 44V43H242ZM263 44H264V42H263ZM97 45V44H96ZM95 45V46H96ZM138 45V44H137ZM95 46H92L91 44H89V50H100V48H97V47H95ZM93 47V48H92ZM239 47V46H238ZM261 47V46H260ZM18 48V47H17ZM87 48V47H86ZM103 48V47H102ZM112 48H113V46H112ZM245 48V47H244ZM16 49V48H15ZM107 49L108 48H106V45L104 46V50L102 51V52H106L107 51ZM135 49V48H134ZM127 50H130V49H127ZM136 50V49H135ZM113 51L115 52L116 50H114L113 49ZM86 52H87V50H86ZM108 52V51H107ZM111 52V51H110ZM127 52V51H126ZM126 52H123L124 54L126 53ZM129 52L130 51H128V54H127V57L130 55V56H132L131 55V53L129 54ZM131 52H132V50H131ZM135 52V51H134ZM231 52V51H230ZM229 52V53H230ZM233 52V51H232ZM88 53H90V52H88ZM121 53V52H120ZM226 53V52H225ZM240 53H241V51H240ZM260 53V52H259ZM263 53V52H262ZM100 54V53H99ZM134 54V53H133ZM231 54V53H230ZM234 55H235V53H233ZM11 55V54H10ZM51 55H54L55 56V58L57 59V53L56 54H54V53H51ZM91 55H93L94 56V53H92ZM95 55H96V52H95ZM102 55V54H101ZM108 55V54H107ZM116 55H118L117 54V52H116ZM136 55V54H135ZM135 55H133V56H135ZM138 55V54H137ZM201 55V54H200ZM224 55V54H223ZM226 55V54H225ZM224 55V56H225ZM229 55V54H228ZM232 55V54H231ZM87 56V55H86ZM90 56V55H89ZM93 56H90V57H93ZM110 56V55H109ZM143 56V55H142ZM223 56V57H224ZM233 56V55H232ZM251 56V55H250ZM105 57V56H104ZM122 57V56H121ZM126 57V58H127ZM138 57V60L135 62V67H138V65H140L139 64V56H137ZM249 57V56H248ZM248 57H246V58H248ZM253 57V56H252ZM251 57V58H252ZM254 57H256L257 58V56H254ZM260 57H262L261 55H260ZM89 58V57H88ZM94 58V57H93ZM103 58V57H102ZM108 58V57H107ZM130 58V57H129ZM135 58V57H134ZM141 58H144V56L143 57H141ZM225 58V57H224ZM227 58V57H226ZM245 58V59H246ZM264 58V57H263ZM263 58H261V59H263ZM9 59V58H8ZM116 59V58H115ZM119 59V58H118ZM122 60H123V58H121ZM228 59V58H227ZM230 59V58H229ZM260 59V60H261ZM84 60V59H83ZM117 60V59H116ZM127 60V59H126ZM233 60V59H232ZM260 60H259V62H260ZM90 61H92L91 60V58H90ZM89 61V63H90V65L92 66V64H91V62ZM105 61V60H104ZM113 62H114V60H112ZM112 61H105L109 66H111L112 65V67H113V63H112ZM249 61V60H248ZM94 62V61H93ZM123 63H126V62H124V61H122ZM131 62V61H130ZM202 62V61H201ZM226 62V61H225ZM227 62H228V60H227ZM236 62V61H235ZM121 63V62H120ZM120 63H118L119 65H120ZM233 63V62H232ZM232 63H230V64H232ZM248 63V62H247ZM253 63V62H252ZM36 64V63H35ZM85 64H87V63H85ZM117 64V63H116ZM234 64V63H233ZM254 64V63H253ZM253 64H252V66H253ZM7 65H8V63H7ZM10 65V64H9ZM25 65H27V66H25ZM107 65V66H108ZM228 65H229V63H228ZM247 65V64H246ZM258 65V64H257ZM264 65V62H263V64H262V66H260L261 67V71H262V68L264 67L263 66ZM12 66V67H13ZM30 66V65H29ZM74 66V65H73ZM90 66V67H91ZM95 66H96V64H95ZM104 66V65H103ZM127 66V65H126ZM195 66V65H194ZM248 66H250V65H247L246 67H248ZM252 66H251V68H252ZM259 66V65H258ZM9 67V66H8ZM66 67V66H65ZM65 67L64 68H62L63 70L65 69ZM89 67V68H90ZM120 67V66H119ZM197 67V66H196ZM195 67V68H196ZM243 67H245V65L243 66ZM245 67V68H246ZM255 67H257V66H255V64H254V68ZM14 68V67H13ZM75 68V67H74ZM78 68V67H77ZM104 68V67H103ZM116 68H118V67H116ZM127 68V67H126ZM128 68H130V69H133L132 67H128ZM194 68V67H193ZM194 68V69H195ZM245 68H243V69H245ZM84 69V68H83ZM95 69V68H94ZM107 69H108V67H107ZM247 69V68H246ZM62 70V71H63ZM71 70H73V69H71ZM113 70V69H112ZM116 70V69H115ZM121 70H122V68H121ZM197 70V69H196ZM250 70V69H249ZM249 70H247V71H249ZM255 70L257 71V70H259V69H256L255 68ZM82 71V70H81ZM80 71V72H81ZM104 71V70H103ZM117 71H119V69L117 70ZM128 71H131V70H128ZM127 71V72H128ZM133 71H136V70H134L133 69ZM42 72V71H41ZM45 72H47V71H45ZM71 72V71H70ZM73 72V71H72ZM79 72V71H78ZM109 72H110V70H109ZM120 72V71H119ZM132 72V71H131ZM254 73V75H255V71H252L251 70V72H250V74L249 75H251V73ZM258 72V71H257ZM256 72V73H257ZM8 73H10V72H8ZM42 73H44V72H42ZM59 73H60V71H59ZM64 74L63 75H65V77L67 78L68 76H66V74L68 75V72L66 71V70H64V72H63ZM86 73V72H85ZM111 73H112V71H111ZM239 73H240V71H239ZM241 73H242V71H241ZM258 73H260V71L258 72ZM262 73H264V72H262ZM82 74V73H81ZM107 74V73H106ZM113 74V73H112ZM111 74V76H113ZM130 74V73H129ZM133 74V73H132ZM131 74V75H132ZM197 74V73H196ZM243 74V73H242ZM45 75V77H46V79L47 78H49L48 76H49V74H48V76H47V73H45L44 74ZM78 75V73H72L71 75H70V78L72 79H69L71 82H64L65 84L64 85H66L65 87H61V88H63V90L62 89H60V91H59V93L61 92V90H62V94L63 95H61V97H62V99H61V97H59L58 96V94H56V93H54V91H53V94H52V92H51V90H50V87H49V85H47V84H49L48 82H46V79L45 78H43L42 77V75H40L41 77L40 78H36L37 80V87L36 88H30V87H28V88H30V89H28L27 90V92H25L24 93V91H23V95H25L26 94V96H23V98H26L27 97V99L28 98H30V100L32 101V98H31V95H32V97H34V96H39L38 98H36V101L33 103V105L31 106V108L29 109V110H31L33 113H30V114H36L37 115V117H39L38 116V114L37 113H39V115H40V112H42L43 114L45 113L44 111H48L50 114H51V116L52 117H54L53 119L54 120H66V122H68L69 123V125H67L68 123H64L65 125H67L66 126V128L64 129L65 131H64V133L62 134V136H63V138L61 139V140H56V139H52V137H49L50 139L49 140H44V138H43V135H42V140H41V138L40 139H38L39 137L37 136L36 137V139H35V137H34V140L32 141V142H35L36 140H37V142H40V143H38V144H41V145H44V144H50V143H55V144H57V143H59V145L60 144H62L63 145V150L60 152L59 150V153H58V151L57 152H55V151H53V150H55L56 149V147H55V149H53L52 148V150H51V147H49L50 149L48 150V148H47V150H48V152L51 150V151H53V152H55V153H48L46 150V153L47 154H45V151H44V154L42 155L41 154V157L40 158H42V156H43V162H41L42 164L44 163V159L45 160H50V159H54V161L53 162H56V160L57 159H62L63 158V160H68L69 159V161L71 160H73V159H78V157H80V158H85L86 156H88L87 154H91L92 155V153L94 154V155H100V154H104V155H107V157H109V159L112 161V162H114V164L112 165V164H110V165H112V169L113 170H115V172L116 171H118L117 173H119L118 175H120L119 176V179H120V181L118 180V182H120L119 184H121V182H127L128 180H132V178H135L136 180L138 179H140L141 181H142V188H145L146 187V185H148V183H151V184H153L157 189H158V191L160 192V200H161V203L162 202H166V204L168 203V206L172 203V202H175L176 201V205H177V201H183V200H191V197L192 196H195V197H199L198 195L200 194L199 193V188L200 187H202V185H201V183L202 182H205L206 181V183H210V182H212V181H214L215 183H217V184H219V188H220V190H221V193H224V196H230V193H232V195H233V193H236V195H237V192L239 191H237V189H238V186H237V189L235 188L236 186V181L237 180H235L236 179V174L238 173H236L235 174V170H234V168L230 165V162H228V160H226V156H227V154H228V151H229V149L227 148V145L225 144V143H222V144H215V145H206L205 144V146H203L202 145V139H203V135L205 134H202V133H199V132H193L192 130L190 131V128H186V126H183L182 124H181V122H182V120H180L181 119V117H179V116H177V113H176V115H173L171 112H169V113H167V111H165V113L166 114H168V115H166V116H168V119L167 120H164V118H162V115H160L156 120H153V121H150L149 119H146V117H145V115H146V113H142V111H141V108L140 109H137V110H135V108H134V106H133V102L131 103L130 101L128 102V104L127 105H125V106H114L113 105V107H111L110 109H114L115 110V112H117L118 113V116H117V118H116V120H118V121H120L121 123H122V125H124V126H126L127 128H130V129H132L133 131H134V135H133V137H136V139L137 140H139V139H141L142 141L144 140L145 142H146V146H143V147H140L137 143L135 144V147H128V148H125L124 146H123V148H121V146H117V147H111L110 145H108V146H110L111 147V149H109V150H106V149H103L102 151L101 150H99L98 149V147H97V149H95L93 146L95 145V144H97L96 142H95V140H96V138H98V137H96L97 135H95L92 131H93V129H91L92 128V123L94 122V127L95 126H102V127H104V126H107L108 127V125H106V120L107 119H105L104 117H103V115H102V113L107 109V108H105V106H104V108H105V110H103V112H98L99 113V115L97 114V111L98 110H100V107H96L98 110H96L95 109V107H92V104L90 103L91 102V99H90V97L92 98L93 96L91 95V94H89V93H87V89H86V82H84L83 80H84V78L87 76H84L83 77V79L80 77H78L77 76ZM110 75V74H109ZM134 75V74H133ZM178 75V74H177ZM253 75V74H252ZM260 75V74H259ZM262 75V74H261ZM79 76H80V74H79ZM118 76V75H117ZM256 76H258L257 74L255 75V76H252L253 78H255ZM6 77H8V76H6ZM65 77H63V78H65ZM119 77V76H118ZM117 77V78H118ZM137 77V76H136ZM249 78H250V76H248ZM262 77V76H261ZM88 78H89V76H88ZM116 78V79H117ZM200 78V77H199ZM248 78V79H249ZM81 79H82V81H81ZM106 79V78H105ZM125 79V78H124ZM133 79V78H132ZM247 79V80H248ZM252 79V78H251ZM251 79H249V80H251ZM62 80H64V79H62ZM66 80V79H65ZM64 80V81H65ZM107 80V79H106ZM127 80V79H126ZM134 80L136 81V78H134ZM242 80V79H241ZM246 80V79H245ZM248 80V81H249ZM253 80V79H252ZM34 81V80H33ZM85 81H86V79H85ZM91 81V80H90ZM115 81H117L118 83L117 84H119V82H121V80H119V79H117V80H115V78H114V83H116ZM131 81V80H130ZM174 81V80H173ZM240 81V80H239ZM46 82V83H45ZM50 82V81H49ZM59 82V81H58ZM60 82H62V81H60ZM59 82V83H60ZM129 81H127V83H128ZM8 83V82H7ZM89 83V82H88ZM102 83H104V81L102 82ZM136 83V82H135ZM247 83V82H246ZM249 83V82H248ZM44 84H46V85H44ZM61 84V86L63 85V83H60ZM60 84L59 85H57V84H55V85H57V86H55V87H58V88H60ZM122 84H124V83H122ZM137 84V83H136ZM5 85V84H4ZM34 85V84H33ZM63 85V86H64ZM104 85H106V84H104ZM126 85V84H125ZM129 85V84H128ZM193 85H195V84H193ZM241 85V84H240ZM247 85V84H246ZM250 85H251V83H250ZM1 86V85H0ZM8 86V85H7ZM109 86V87H108ZM106 85L105 87H108V88H110L111 89V87H113L114 88V86H111L110 87V85ZM118 86H120V85H118ZM140 86V85H139ZM142 86V85H141ZM192 86V85H191ZM239 86V85H238ZM52 87V86H51ZM121 87V86H120ZM122 87H124V86H122ZM121 87V89H123ZM189 87V86H188ZM239 87H241V86H239ZM243 87V86H242ZM245 87V86H244ZM247 87V86H246ZM57 88V89H58ZM112 88V89H113ZM124 88H126V87H124ZM144 88V87H143ZM31 89H34V90H31ZM36 89V90H35ZM90 89H92V88H90ZM115 89V88H114ZM119 89V88H118ZM184 89V88H183ZM198 89V88H197ZM258 89V88H257ZM52 90H54L53 88H52ZM120 90V89H119ZM124 90V89H123ZM143 90V89H142ZM146 90H148V89H146ZM165 90V89H164ZM168 90H169V88H168ZM229 90V89H228ZM237 90V89H236ZM58 91V90H57ZM89 91V90H88ZM143 91H145V89L143 90ZM181 91H183L182 89H181ZM192 91V90H191ZM190 91V92H191ZM197 91V90H196ZM226 91H227V89H226ZM230 91V90H229ZM257 91H259V90H257ZM114 92H115V90H114ZM113 92V93H114ZM117 92H119L118 90H116V92L115 93H117ZM168 92V91H167ZM173 92H175V91H173ZM189 92V93H190ZM195 92V91H194ZM193 92V93H194ZM228 92V91H227ZM226 92V93H227ZM21 94H22V92H20ZM58 93V92H57ZM92 93V92H91ZM109 93V92H108ZM112 93V94H113ZM121 93V92H120ZM120 93H119V95H120ZM181 93H183V92H180L179 93V91H178V93H176L177 94V96H178V94H180L179 96H181L182 94ZM192 93V92H191ZM223 93V92H222ZM55 94V95H54ZM97 94V93H96ZM111 94V93H110ZM145 94L146 93H143V94H141L140 96H139V98L140 97H142V96H145ZM173 94V93H172ZM221 94V93H220ZM220 94H218L219 96H217V97H219V98H221V99H218V100H216L215 101V104H214V106L212 105V107L210 108L211 109V111H218V113L220 114V109H223L224 107H225V104H227V99L226 98H222L221 96H220ZM231 94V93H230ZM230 94H228L229 96H230ZM236 94V93H235ZM89 95H91V96H89ZM106 96H107V94H105ZM116 96V94H113L112 95V97H115ZM174 95V94H173ZM224 95V94H223ZM227 95V96H228ZM232 95V94H231ZM100 96V95H99ZM98 96V97H99ZM118 96V95H117ZM148 96V95H147ZM165 96V95H164ZM176 96V95H175ZM183 96V95H182ZM196 96V95H195ZM225 96V95H224ZM229 96H228V98H229ZM237 96H238V94H237ZM111 97V98H112ZM101 98V97H100ZM117 98V97H116ZM138 98V99H139ZM242 98V97H241ZM253 98V97H252ZM26 99V100H27ZM35 99V98H34ZM64 99V100H63ZM96 99V98H95ZM98 99V98H97ZM114 100H115V98H113ZM215 99V98H214ZM214 99H213V101H214ZM232 99H234V98H232ZM232 99H230L229 101H228V105H230L229 104V102L230 101H232ZM248 99V98H247ZM22 100V99H21ZM24 100V99H23ZM29 100V99H28ZM27 100V101H28ZM93 100V99H92ZM113 101L112 99H109L108 101ZM193 100V99H192ZM236 100V99H235ZM235 100H233V103H234V101ZM25 101V100H24ZM107 101V100H106ZM110 101V102H111ZM116 101V100H115ZM158 101V100H157ZM179 101V100H178ZM26 102V101H25ZM25 102H23L22 103V106L24 105V103ZM100 102V101H99ZM105 102V101H104ZM153 102V101H152ZM192 102H194V101H192ZM29 103H31V102H29ZM103 103V102H102ZM108 103V102H107ZM116 103H117V101H116ZM150 103V102H149ZM169 103V102H168ZM173 103L174 104H172V106H173V109L174 108H177L179 105H180V103H179V105H178V103H177V100H175V99H173ZM231 104H232V102H230ZM240 103V102H239ZM106 104V103H105ZM118 104V103H117ZM170 104V103H169ZM190 104H192V103H190ZM190 104H189V106H190ZM241 104V103H240ZM68 105H74V106H78V109L80 108V110H78V111H80L81 113H77V114H74V113H76V112H74V113H72V108H71V110L69 109V106ZM101 105V104H100ZM99 105V106H100ZM104 105V104H103ZM108 105H110V104H108ZM135 105V104H134ZM138 104H136L135 106H137ZM164 105V104H163ZM206 105V104H205ZM20 106V104L16 107V108H14V109H12L11 110V112L13 113L14 112V110H15V113H16V111H17V108H20L19 107ZM110 106H112V104L110 105ZM109 106V107H110ZM169 106V105H168ZM24 107H25V109L27 108H29V107H27V106H25L24 105ZM107 107V106H106ZM164 107V106H163ZM170 107V106H169ZM9 108V107H8ZM22 108V107H21ZM101 108H103V106L101 107ZM162 108V107H161ZM235 108V107H234ZM234 108H232V109H234ZM23 109V108H22ZM27 109H26V111L24 112V113H26V112H28L27 111ZM75 109H76V107H75ZM170 109H172L171 107H170ZM190 109V108H189ZM207 109H208V107H207ZM19 110V109H18ZM44 110V111H43ZM84 110V111H83ZM148 110V109H147ZM151 110V109H150ZM163 110V109H162ZM166 110V109H165ZM176 110V109H175ZM178 110V109H177ZM181 110V109H180ZM188 110V109H187ZM227 110V109H226ZM255 110V109H254ZM253 110V111H254ZM108 111V110H107ZM149 111V110H148ZM174 111V110H173ZM198 111V110H197ZM205 111V110H204ZM209 111L210 110H208V113H209ZM223 111H225V110H222V112ZM227 111H232V110H227ZM21 111H19V112H17V113H20ZM36 112V113H35ZM82 112H84V114L82 113ZM150 112V111H149ZM151 112H152V110H151ZM12 113H10L11 115H15V114H12ZM28 113V114H29ZM42 113H41V115H42ZM105 113V112H104ZM154 113H155V111H154ZM157 113H158V111H157ZM160 113V112H159ZM162 113V112H161ZM206 113V112H205ZM108 114V113H107ZM256 114V113H255ZM6 115V114H5ZM4 115V116H5ZM11 115H9L10 117H11ZM17 115V114H16ZM20 115H21V113H20ZM48 115V114H47ZM47 115H45V117H47ZM151 115V114H150ZM211 115V114H210ZM2 116V115H1ZM0 116V117H1ZM3 116V119L6 117H4ZM31 116V115H30ZM35 116V115H34ZM105 116V115H104ZM107 116H109V115H107ZM114 116H115V114H114ZM148 116V115H147ZM181 116V115H180ZM32 117V116H31ZM36 117V118H37ZM110 117V116H109ZM14 118V117H13ZM25 118V117H24ZM33 118V117H32ZM98 118V119H97ZM111 118V117H110ZM3 119H2V121H1V123L3 122ZM8 116H7V118L5 119L6 120V123H10V118L8 119ZM41 119V118H40ZM43 119H44V115H43ZM51 119V118H50ZM50 119H49V121H48V119L46 120L47 122H51L50 121ZM112 119V118H111ZM5 120H4V122H5ZM12 120V119H11ZM19 120V119H18ZM37 120V119H36ZM8 121V122H7ZM22 121H23V118H22ZM30 121H32L31 119H30ZM45 121V120H44ZM181 121V122H180ZM13 122V121H12ZM19 122V121H18ZM17 122V123H18ZM21 122V121H20ZM57 122V121H56ZM56 122H54V123H56ZM63 122H65V121H63ZM6 123H5V125H6ZM23 123H25V122H22V125H23ZM31 123H35V122H31ZM40 123V120H38L37 121V124H39ZM51 123H53V122H51ZM57 123H59L60 124V122H57ZM62 123V122H61ZM91 123V124H90ZM15 124V123H14ZM41 124V123H40ZM63 124V123H62ZM12 124L10 123V128H12V126H11ZM22 125H20V126H22ZM26 125H28V123H26ZM34 125V124H33ZM31 126V127H34V126ZM35 125H36V123H35ZM53 125V124H52ZM56 125V124H55ZM121 125V126H122ZM166 125H169V133H167L166 135H165V137L167 136V137H169L170 139H168V141L170 140V141H173L174 142V144L176 145V157H175V160H172L173 162H175L176 164L174 165L172 162L171 163H169V164H166L165 166H164V164L166 163V161H169L168 160V156H166L165 155V152H164V154H163V149H161V151H160V148H161V146H164L166 143V141H167V138H164V139H161L160 137H163V136H161V132L162 131H164V130H166L165 129V127H167ZM0 126H4V123H3V125L1 124ZM15 126H17V125H14V127L12 128V130H14L15 131V134L13 133V135H14V137H12V133H10L11 135V137L8 139L9 140V144H8V142L6 141V139L5 140H3V139H1V140H3V141H6V143L8 144V147L7 148H9V145L11 144V143H13V142H18L19 144H23L24 143V146H26L27 144V140H29L28 138L30 137V135L32 136V135H34V136H36V134H35V127H34V129L33 130H35L34 132H33V130H31L32 132H30L29 130L31 129L30 127L28 128L27 126V128L29 129V130H25V133H24V131H23V129L21 128V127H19L18 129H17V127L15 128ZM28 126H30V125H28ZM40 126V125H39ZM58 126V125H57ZM61 125L59 126V128H63ZM117 126V125H116ZM8 127V125H7V128H9ZM23 127V126H22ZM44 127V126H43ZM107 127H105L104 129H106ZM159 127V129H157ZM1 128V127H0ZM4 128V127H3ZM8 129V130H11V129ZM21 128V129H20ZM41 128H42V124H41ZM45 128V127H44ZM48 128L49 129H51L52 127H49L48 126ZM48 128H46L47 129V131L49 130ZM96 128V127H95ZM100 128V127H99ZM186 128V129H185ZM201 128V127H200ZM37 129H40V127L39 128H37ZM98 129V128H97ZM103 128H102V131L104 130ZM108 129V128H107ZM157 129V130H156ZM198 129V128H197ZM1 130V129H0ZM4 130V129H3ZM3 130H1V131H3ZM11 130V131H12ZM43 130V129H42ZM52 130V129H51ZM96 130V129H95ZM99 130V129H98ZM196 130V129H195ZM0 131V134L1 135H7V134H9V133H7L6 134V132L5 131H7V129H6V127H5V131L4 132H1ZM39 131H41V130H39ZM57 130H55V132H56ZM91 131V132H90ZM198 131V130H197ZM43 132H44V130H43ZM42 132V133H43ZM49 132H50V130H49ZM53 132V131H52ZM54 132V134H57V133H55ZM95 133L96 132H98V131H94ZM105 132H106V130H105ZM203 132H204V129H203ZM236 132H238L237 130H236ZM36 133H41V132H36ZM46 133V132H45ZM59 133V132H58ZM98 133H100V132H98ZM102 133V132H101ZM109 133V131H107V133H104V134H108ZM246 133V132H245ZM48 134V133H47ZM54 134H50V135H52V136H54ZM115 134V138H116V140H118V136H116V133H114L113 132V135ZM238 134V133H237ZM241 134V133H240ZM240 134H239V136H240ZM0 135V136H1ZM38 135V134H37ZM46 135V134H45ZM58 135V134H57ZM109 135V134H108ZM107 135V136H108ZM121 135V134H120ZM164 135V134H163ZM207 135V134H206ZM232 135V134H231ZM236 135V134H235ZM8 136V135H7ZM47 136H49V135H47ZM59 136V135H58ZM102 136H103V134L101 135V138H102ZM106 136V137H107ZM209 136V135H208ZM207 136V137H208ZM4 137V136H3ZM2 137V138H3ZM26 137H28L27 138V140L25 139ZM60 137H61V135H60ZM109 137H110V135H109ZM113 137V136H112ZM237 137H238V135H237ZM258 137V138H257ZM7 138V137H6ZM54 138V137H53ZM101 138H100V141H101ZM103 138H104V136H103ZM108 138V137H107ZM107 138H105V140L107 139ZM121 138V137H120ZM119 138V139H120ZM249 138H251L252 139V143L254 144V146H255V144L257 145L258 144V140H259V136H258V134H257V136L256 135H253V134H251L250 135V137ZM14 140V141H10V140ZM173 139V140H172ZM207 139V138H206ZM206 139H204V140H206ZM224 139V138H223ZM0 140V141H1ZM31 140H32V138H31ZM104 140V141H105ZM108 140H110L109 138H108ZM107 140V141H108ZM236 140V139H235ZM238 140V139H237ZM261 140V139H260ZM42 141V142H41ZM99 141V142H100ZM103 141V142H104ZM111 141V140H110ZM115 141V140H114ZM121 141H122V139H121ZM143 141V142H144ZM211 141V140H210ZM215 141V140H214ZM239 141V140H238ZM238 141H236V142H238ZM2 142V141H1ZM11 142V143H10ZM15 142V143H16ZM37 142H36V146H37ZM117 142V141H116ZM135 142H136V140H135ZM138 142V141H137ZM143 142H140V143H142L143 144ZM205 142V141H204ZM29 143H31V141L29 142ZM109 143V142H108ZM107 143V144H108ZM112 143V142H111ZM110 143V144H111ZM121 143V142H120ZM123 144H124V142H122ZM121 143V144H122ZM169 143V142H168ZM249 143V142H248ZM26 144V145H25ZM33 144V143H32ZM54 144V145H55ZM101 144H102V141H101ZM104 144H106V143H104ZM104 144H103V146H104ZM106 144V145H107ZM122 144V145H123ZM171 144V143H170ZM173 144V143H172ZM3 145V144H2ZM15 145H17V144H15ZM29 145H31V144H29ZM41 145H39V146H37V149H39L40 150V148H42V146ZM53 145V144H52ZM51 145V146H52ZM105 145V146H106ZM117 145H118V143H117ZM120 145V144H119ZM145 145V144H144ZM174 145V146H175ZM202 145V146H201ZM247 145H249V144H247ZM7 146V145H6ZM11 146H13L14 147V145L13 144H11L10 145V147ZM24 146H22L21 145V147H24ZM33 146V145H32ZM45 146V145H44ZM43 146V147H44ZM86 146V147H85ZM113 146V145H112ZM116 146V145H115ZM166 146V145H165ZM13 147H11V148H13ZM18 147V146H17ZM33 147H35V146H33ZM39 147V148H38ZM53 147V146H52ZM259 148H260V146H258ZM6 148V149H7ZM45 148V147H44ZM157 148H159V150L157 149ZM166 148V147H165ZM253 148V147H252ZM26 149V148H25ZM24 149V150H25ZM30 149V148H29ZM36 149V150H37ZM60 149V148H59ZM256 149V148H255ZM26 150H28V149H26ZM41 150H43V149H41ZM165 151H167L166 149H164ZM169 150V149H168ZM231 150H233L232 148H231ZM11 151H13V150H11ZM11 151L9 152V150H8V152L5 150V148L3 147V146H1L0 147V174L2 173V172H4L5 171V173H8V174H12V173H14L16 170H17V168L18 167H20V168H23L22 169V174H24V175H28L29 176V174H31L36 168H38V165H37V167H35L34 166V164H30V162L31 163H34V161L32 162L31 161V158H33V157H30V161L28 160V161H26V162H24L25 160H27V159H25V157H24V160H22V163H24V164H22V165H19V161H21V159H22V157L25 155V156H27L26 154H25V152H24V154L22 153V152H20V150H17V152H18V156H19V154H20V160L18 159L19 157L16 155L17 154V152H16V150L15 151H13V153H14V157H12L11 158V156H8V153L9 154H12L11 153ZM31 151H32V149H31ZM170 151V150H169ZM20 152V153H19ZM34 152V151H33ZM108 152V153H107ZM173 152V151H172ZM233 152V151H232ZM27 153H28V151H27ZM30 153V152H29ZM43 153V152H42ZM167 153L169 154V152L167 151ZM31 154V153H30ZM38 154H40V153H38ZM38 154L36 155V156H38ZM154 154H156V157H161L162 158V162H160V164L158 165V164H154V163H152V161L150 160V159H152V158H154V157H152ZM171 154V153H170ZM15 155H16V157H15ZM32 155V154H31ZM31 155H29V156H31ZM33 155H34V153H33ZM172 155H173V153H172ZM231 155V154H230ZM245 155V154H244ZM29 156H27V158H29ZM40 156V155H39ZM102 156V155H101ZM101 156H99V157H101ZM155 156V155H154ZM18 157V158H17ZM92 157V159L91 160H93L94 158H93V156H91ZM106 157V156H105ZM136 157H138V159H135ZM172 157V156H171ZM15 158V159H14ZM39 158V159H40ZM79 158V159H80ZM86 158H90V157H86ZM96 158V157H95ZM97 158H98V156H97ZM96 158V159H97ZM160 158V159H161ZM247 158V157H246ZM245 158V159H246ZM249 158H250V156H249ZM17 159V160H16ZM60 159V160H61ZM81 159V160H82ZM96 159H94V160H96ZM189 160L190 161V163H189V166L187 165V167L188 168H182V165H181V167L177 164V162L178 161H181V160ZM229 159V158H228ZM253 160H254V158H252ZM16 160V161H15ZM37 160V159H36ZM51 160V161H52ZM75 160V161H76ZM90 160V159H89ZM102 160V159H101ZM106 160V159H105ZM157 160V159H156ZM178 160V161H177ZM18 161V162H17ZM39 161H41V159L39 160ZM51 161H48L47 163L48 164H43L42 166H43V169H44V171L46 172V171H51L52 169H55V167H56V165H58V164H56V163H51L50 164V162ZM74 160H73V164H74V162H75ZM79 161V160H78ZM240 161V163H242L243 164V167H244V165H246V163H243V161H241V160H239ZM6 162H8V165H5V163ZM28 162V163H27ZM36 162V161H35ZM59 162V161H58ZM64 162V161H63ZM62 161H61V163H63ZM67 161H65L64 163H66ZM89 162V161H88ZM102 162V161H101ZM159 162V161H158ZM60 163V162H59ZM68 163V162H67ZM77 162H75V164H76ZM99 163H100V160H99ZM103 164H105L104 162H102ZM150 163H152V164H150ZM20 164H21V162H20ZM36 164V163H35ZM39 164V163H38ZM96 164H98V159H97V163ZM96 164H94V165H96ZM101 164V163H100ZM186 164V163H185ZM241 164V165H242ZM60 165V164H59ZM2 166L4 167V168H2ZM32 166H34L33 168H32ZM40 166V165H39ZM74 166H76V165H74ZM105 166V165H104ZM108 166V165H107ZM155 166L157 167V168H155ZM234 166V165H233ZM248 166V165H247ZM68 167H71V166H68ZM86 167V166H85ZM101 167H103L102 166V164H101ZM111 167V166H110ZM173 167V168H172ZM246 167V166H245ZM244 167V168H245ZM67 168V167H66ZM72 168H74V167H72ZM79 168H80V165H79ZM78 168V169H79ZM87 168V167H86ZM91 168V167H90ZM103 168H105V167H103ZM57 169V168H56ZM82 168H80L79 170H81ZM239 169V168H238ZM33 170V171H32ZM58 170V169H57ZM57 170L55 171V172H57ZM64 170V169H63ZM62 170V171H63ZM70 170V168H68V171ZM88 170V169H87ZM97 170H99V169H97ZM106 170H108V169H106ZM106 170H104V171H106ZM109 170H111V169H109ZM19 171V170H18ZM32 171V172H31ZM42 171V170H41ZM44 171H42V172H44ZM59 171V170H58ZM61 171V170H60ZM61 171V172H62ZM67 171V170H66ZM66 171H63V173L64 172H66ZM82 171H84V170H81V172ZM86 171V170H85ZM84 171V172H85ZM89 171H91V170H89ZM100 171V170H99ZM99 171H98V175H100L99 174ZM39 172V171H38ZM44 172V173H45ZM54 172V174L56 175V174H58V175H61V174H59V173H61V172H57V173H55ZM80 171L78 172V173H81ZM87 172V171H86ZM85 172V173H86ZM101 172V171H100ZM112 172V171H111ZM16 173V172H15ZM20 173V172H19ZM34 173V172H33ZM48 173H50V172H48ZM52 173V172H51ZM88 173L89 172H87L86 174L88 175ZM92 173V175H94L95 176V174H97L96 173V171H94V173L93 172H91ZM102 173V172H101ZM116 173V174H117ZM10 174V175H11ZM18 174V173H17ZM35 174H36V172H35ZM47 174V173H46ZM54 174H52V175H54ZM82 174V173H81ZM108 174V173H107ZM7 175V174H6ZM19 175V174H18ZM17 175V176H18ZM55 175L53 176V177H55ZM71 175V174H70ZM75 175H77V174H75ZM87 175H85L86 176V178H87ZM109 175V174H108ZM107 175V176H108ZM25 177V178H23V176H21L22 178H23V180H25L26 181V179H27V183H28V181H29V177ZM31 176V175H30ZM73 176V175H72ZM81 176V175H80ZM93 176V177H94ZM105 176V175H104ZM238 176L240 177V175L238 174ZM237 176V177H238ZM7 177V176H6ZM8 177H9V175H8ZM13 177H15V174H14V176H11V177H9V179H7L8 181L9 180H11ZM35 178L37 177V175H35L34 176ZM42 176H38V179H40ZM43 177H44V175H43ZM50 177H52V176H50ZM50 177H48L49 179H50ZM75 177V176H74ZM78 177V176H77ZM110 177V176H109ZM117 176H115V178H116ZM121 177V178H120ZM2 178V174L0 175V196H2V195H4L3 196V198L1 197V199H3L4 200V197L8 200V197H6V196H9L7 193L9 192V189L7 188V187H9L10 185L9 184H11V183H8V181L6 180H3L5 177L3 176V179H1ZM11 178V179H10ZM21 178V179H22ZM29 178V179H28ZM57 178V177H56ZM82 178V177H81ZM84 178V177H83ZM85 178V179H86ZM88 178H90V177H88ZM98 178V177H97ZM112 178V180H113V177H111ZM110 178V179H111ZM118 178V177H117ZM241 178L243 179L244 178V176H241ZM14 179V181L15 182H18V181H20V179L19 178H17L18 180L16 181L15 180V178H13ZM49 179H47V178H42L41 179V181H40V183L42 182H45L46 180L48 181ZM67 179V183H69V181H68V177L66 178ZM109 179V178H108ZM22 180V181H23ZM30 180H32L33 181V183H37V182H35L33 179H30ZM45 180V181H44ZM80 180V179H79ZM92 180V179H91ZM90 180V181H91ZM96 180V179H95ZM102 180V179H101ZM100 180V181H101ZM116 180V179H115ZM13 180H12V183L14 182ZM22 181H20L21 183H17L18 185H20L19 187H20V189H21V191L23 192V187L25 186V187H29V186H27V185H25V184H27V183H25L24 181L22 182ZM59 181V180H58ZM85 181V180H84ZM87 181V180H86ZM98 181V180H97ZM105 181H106V179H105ZM135 181V180H134ZM133 181V182H134ZM63 182V181H62ZM92 182L93 181H91V183L90 184H92ZM103 182H104V180H103ZM102 182V183H103ZM107 182H109V181H107ZM106 182V183H107ZM32 182H31V184H33ZM54 183V182H53ZM58 183V182H57ZM64 183L65 182H63V185H64ZM73 183V182H72ZM80 183H81V181H80ZM86 183V182H85ZM105 183V182H104ZM105 183V184H106ZM113 183H114V181H113ZM15 184V183H14ZM14 184H13V186H14ZM29 184V183H28ZM38 184V183H37ZM58 184H60V182L58 183ZM57 184V185H58ZM84 183L82 182V184H78L77 186L79 187V185H83ZM89 184V185H90ZM118 184V185H119ZM138 184V183H137ZM136 184V185H137ZM139 184H140V181H139ZM138 184V185H139ZM216 184V185H217ZM249 184V183H248ZM17 185V186H18ZM23 185V186H22ZM30 185V184H29ZM56 185V184H55ZM116 185H117V183H116ZM117 185V186H118ZM123 185V184H122ZM132 185H134V184H132ZM215 185V187H217ZM250 185V184H249ZM249 185H245V192H252V193H254L253 192V189H252V187L250 186L249 187ZM252 185V184H251ZM12 186V185H11ZM39 187L40 185H36V186H34V188L35 187ZM53 186V185H52ZM70 186H73V185H70ZM70 186L68 187V188H70ZM103 186V185H102ZM105 186V185H104ZM125 186L126 187H128V185H126L125 184ZM129 186H130V184H129ZM211 186V185H210ZM22 187V188H21ZM24 187V188H25ZM67 187H66V189H67ZM90 187H93V188H87V186H85V185H83V186H81V187H79V193L78 194H85V193H89V194H91V192H89V191H91L92 190V193L94 192V193H96L97 194V197L96 198H98L99 200L98 201H101L102 200V202H103V200H106V198L108 197V195H107V197L105 198L103 195H104V189H103V191H102V188L101 187H99V186H90ZM131 187V186H130ZM135 187V186H134ZM148 187H150V186H148ZM204 187V189L206 188L205 187V185L203 186ZM17 188V187H16ZM15 188V189H16ZM33 188V189H34ZM62 188V187H61ZM106 188H109V187H106ZM212 188V187H211ZM20 189H19V191H20ZM26 189V188H25ZM70 189H73V188H70ZM76 189V188H75ZM91 189V190H90ZM110 189V188H109ZM141 189V188H140ZM149 189H151V188H149ZM201 189V188H200ZM236 189V190H235ZM244 189V188H243ZM13 190V189H12ZM18 190V189H17ZM28 191L30 190V188L29 189H27ZM106 190V189H105ZM108 190V189H107ZM133 190V189H132ZM136 190H137V187H136ZM208 190H209V188H208ZM241 190V189H240ZM20 191V193H22ZM31 191H32V186H31ZM42 191H43V189H42ZM66 191V190H65ZM118 191V190H117ZM139 191V190H138ZM219 191V190H218ZM26 192V190H24V193ZM33 192V191H32ZM36 192V191H35ZM49 193H46V191L44 192L45 194V196L46 197H48L49 199H50V197L52 198V196H55L54 195V193H52L51 191H48ZM53 192H56V191H53ZM115 192V191H114ZM114 192H112V194L114 193ZM141 192V191H140ZM143 192V191H142ZM155 192H156V190H155ZM205 192V191H204ZM210 192V191H209ZM216 192V191H215ZM241 192V191H240ZM239 192V193H240ZM243 192V191H242ZM245 192H243V193H245ZM256 192V191H255ZM14 193V192H13ZM29 193H30V191H29ZM29 193H27L28 195H31V194H29ZM39 193V192H38ZM62 193V192H61ZM61 193L59 194V196L61 195ZM122 193V192H121ZM125 193V192H124ZM126 193H127V191H126ZM145 193V192H144ZM151 193V192H150ZM152 193H154V192H152ZM199 193V194H198ZM217 193V192H216ZM220 193V192H219ZM238 193V194H239ZM7 194V195H6ZM12 194V193H11ZM17 194V193H16ZM26 194V193H25ZM26 194V195H27ZM33 194H34V192H33ZM32 194V195H33ZM47 194L49 195V196H47ZM66 194V193H65ZM64 194V195H65ZM106 194V193H105ZM111 194V193H110ZM149 194V193H148ZM147 194V195H148ZM189 194H191V197H190V195ZM208 194V193H207ZM212 194V193H211ZM213 194H215L214 192H213ZM242 193H240V195H241ZM254 194H256V193H254ZM20 195V194H19ZM19 195H18V198H22L21 199V203H23L24 204V200H26L27 201V199H24V196H26V195H24V194H21L22 196L21 197H19ZM28 195L26 196V197H28ZM31 195V196H32ZM58 195V193H56V196ZM67 195V194H66ZM70 195V194H69ZM72 195V194H71ZM93 195V194H92ZM118 196H119V194H117ZM129 195V194H128ZM135 195V194H134ZM258 195V194H257ZM17 196V195H16ZM36 196V195H35ZM40 196V195H39ZM42 196H43V194H42ZM61 196H63V195H61ZM77 196V195H76ZM83 196V195H82ZM86 196V195H85ZM85 196H84V199H86L85 198ZM121 196V195H120ZM132 196V195H131ZM137 196V195H136ZM218 196H219V194H218ZM238 196L239 195H237L236 196V198L238 199ZM79 197V196H78ZM121 197H123V196H121ZM139 197V196H138ZM208 197V196H207ZM209 197H211V195L209 196ZM208 197V198H209ZM220 198H221V196H219ZM30 198V197H29ZM28 198V199H29ZM32 198V197H31ZM31 198H30V200H31ZM42 197L40 196V199H41ZM43 198L45 199V197L43 196ZM43 198H42V200H43ZM62 198V197H61ZM73 199L75 198V200L76 199H78V198H76L75 197V195L72 197ZM72 198H70V199H72ZM79 198H83V197H79ZM136 198V197H135ZM143 198V197H142ZM200 199H201V196L199 197ZM207 198V199H208ZM213 198H215V197H213ZM222 198L224 199V197L222 196ZM242 198V202L244 203V204H241V206H245L247 203H246V199L245 198H247V199H249L250 200V196L248 197V195L245 193V196H242L241 195V197H240V199ZM16 199V198H15ZM34 199H35V197H34ZM38 199V198H37ZM36 199V200H37ZM54 199V198H53ZM52 199V200H53ZM72 199V200H73ZM83 199V200H84ZM90 199V198H89ZM138 199V198H137ZM204 199V198H203ZM227 199H229V198H227ZM243 199H244V201H243ZM252 199V198H251ZM3 200H1L2 202H1V204L2 203H4L5 201H3ZM35 200V201H36ZM46 200V199H45ZM69 200V199H68ZM71 200V201H72ZM86 200H88V199H86ZM115 200V199H114ZM15 200L13 199V202H14ZM29 201V200H28ZM38 201V203L39 202H44V201H40V200H37ZM54 201V200H53ZM57 201V200H56ZM64 202H63V205L65 206V204L67 203L68 204V202L66 201V203H65V200H63ZM70 201V200H69ZM81 201H82V199H81ZM85 201V200H84ZM91 201V200H90ZM94 201V200H93ZM120 201V200H119ZM139 201V200H138ZM146 201V200H145ZM202 201V200H201ZM200 201V202H201ZM205 201V200H204ZM222 201V200H221ZM225 201V200H224ZM29 202H31V201H29ZM83 202V201H82ZM86 202V201H85ZM106 202V201H105ZM121 202V201H120ZM207 202H209V201H206V204H208ZM211 202V201H210ZM216 202H217V200H216ZM223 202V201H222ZM239 202V201H238ZM242 202H240V203H242ZM248 203H250L249 201H247ZM17 203H19V201L17 202ZM37 203V202H36ZM48 203V202H47ZM70 203H72V202H70ZM91 203V202H90ZM101 203V202H100ZM189 203V202H188ZM202 203H204V202H202ZM212 203V202H211ZM214 203V202H213ZM246 203V204H245ZM0 204V205H1ZM14 203H12V205H13ZM57 204V203H56ZM61 203H59V205H60ZM77 204V203H76ZM158 204V203H157ZM182 204V203H181ZM180 204V205H181ZM201 204V203H200ZM205 204V203H204ZM224 204V203H223ZM11 205V204H10ZM15 205V204H14ZM21 205V204H20ZM19 205V206H20ZM37 205V204H36ZM41 205V206H40ZM40 205H38V206H40V207H43L42 205L43 204H40ZM48 205V204H47ZM102 205V204H101ZM104 205V204H103ZM102 205V206H103ZM118 205V204H117ZM203 205V204H202ZM215 205H216V203H215ZM46 206V205H45ZM49 206V205H48ZM70 206V205H69ZM87 206V205H86ZM101 206V207H102ZM173 206H175V203H174V205ZM204 206V205H203ZM202 206V207H203ZM207 206V205H206ZM217 206V205H216ZM247 206H248V204H247ZM246 206V207H247ZM12 207L14 208L15 206H11L10 207V210L12 211L13 210V212H14V209H12ZM17 207L18 206H16V209H17ZM22 207V206H21ZM21 207H18V214H16L17 215V217H18V215L20 214L19 213V210H20V208ZM27 207V206H26ZM35 207H37V206H35ZM50 207V206H49ZM54 207V206H53ZM68 207V206H67ZM72 207V206H71ZM83 207H85V204L83 205ZM100 207V206H99ZM98 207V208H99ZM101 207H100V209H101ZM105 207V206H104ZM162 207V206H161ZM167 207V206H166ZM171 207V205L169 206V207H167V208H170ZM183 207V206H182ZM201 207V206H200ZM218 207V206H217ZM22 208H25V206L24 207H22ZM39 208V207H38ZM43 208H45V207H43ZM73 208H75V207H73ZM93 208V207H92ZM96 208V207H95ZM162 208H164V207H162ZM199 208V207H198ZM204 208H205V206H204ZM207 208V214H208V219L207 218H205L206 220H208L207 221V223L208 224H213L214 222H219L218 220H219V218H218V216L215 214V211H214V208H213V206L212 205H210V203H209V205H208V207H206ZM249 208H251V207H249ZM15 209V211H17ZM26 209V208H25ZM35 209V208H34ZM50 210H52V212L55 210V209H57V207H56V205H55V209L53 208V209H51V207L49 208ZM100 209H99V211L97 212L96 211V213H98V214H100L99 212H100ZM104 209V208H103ZM103 209H102V211L101 212H103ZM133 209V208H132ZM177 209V208H176ZM194 211L196 210L195 209V207L194 208H192ZM216 209V208H215ZM23 210V209H22ZM22 210H20L21 212H22ZM38 210V209H37ZM47 210H48V208H47ZM70 210V209H69ZM93 210H94V208H93ZM97 210V209H96ZM125 210V209H124ZM160 210V209H159ZM162 210V209H161ZM160 210V211H161ZM164 210H166V209H164ZM168 210V209H167ZM171 209H169L168 210V212L170 213L169 215L170 216H173V215H171V212H172V210L170 211ZM9 211V210H8ZM11 211H9V212H11ZM44 211H46V210H44ZM56 211V210H55ZM62 211V210H61ZM64 211H65V208H64ZM91 211H92V209H91ZM158 212V214L160 213V216H162V218L158 215V216H156V218L157 217H160L161 219H163V213L164 212ZM200 211H202V210H200ZM199 211V212H200ZM218 211V210H217ZM33 212V211H32ZM46 212H48L49 213V210L48 211H46ZM51 212V213H52ZM66 212V211H65ZM94 212V211H93ZM8 213V212H7ZM12 213V212H11ZM51 213H49V215L51 214ZM56 214L57 213H61L60 211L59 212H55ZM63 213V212H62ZM89 213V212H88ZM95 212H94V214H95V216L94 217H96V215L98 216V214H96ZM132 213V212H131ZM139 213V212H138ZM194 213V212H193ZM198 213V212H197ZM218 213V212H217ZM9 214V213H8ZM21 214H23V213H21ZM35 214V213H34ZM41 214H43V213H41ZM40 214V215H41ZM45 214V213H44ZM47 214V213H46ZM45 214V215H46ZM91 214V213H90ZM172 214H173V212H172ZM181 213H179V215H180ZM195 214H196V212H195ZM251 214V213H250ZM13 215H15L14 213L12 214V217H13ZM39 215V216H40ZM53 215V214H52ZM51 215V217H54V218H51L52 220L53 219H56L55 218V216L53 215L52 216ZM58 215V214H57ZM56 215V216H57ZM63 215V218L65 217V214L63 213L62 214ZM62 215H61V217H62ZM102 215V214H101ZM197 215V214H196ZM241 215V214H240ZM32 216H33V214H32ZM47 216V215H46ZM107 216V215H106ZM193 216H194V214H193ZM10 217H11V215H10ZM17 217H16V219H17ZM41 217V216H40ZM45 217V216H44ZM43 217V219H45ZM48 217V216H47ZM71 217V216H70ZM132 217V216H131ZM177 217V216H176ZM175 217V215H174V218H176ZM242 217H243V215H242ZM28 218V217H27ZM49 218V217H48ZM57 218H58V216H57ZM59 218H60V216H59ZM58 218V219H59ZM84 218V217H83ZM98 218H100L99 216H98ZM218 218V219H217ZM4 219V218H3ZM15 219V220H16ZM38 219V218H37ZM41 219H42V217H41ZM62 219V218H61ZM73 219V218H72ZM94 219H97V218H94ZM108 219V218H107ZM130 220H132L131 218H129ZM159 218H157V220H158ZM198 219V218H197ZM199 219H201L202 220V217L201 218H199ZM204 219V220H205ZM217 219V220H216ZM226 219V218H225ZM225 219H223V220H225ZM244 219H245V217H244ZM6 220H9V219H6ZM12 220H13V218H12ZM18 220V219H17ZM47 220V219H46ZM84 220H86L85 218H84ZM103 220V219H102ZM109 220V219H108ZM108 220H106V221H108ZM153 220V219H152ZM171 220V219H170ZM177 220V219H176ZM5 221V220H4ZM10 221V220H9ZM58 221V220H57ZM89 221V220H88ZM114 221V220H113ZM161 221H163V220H160V222ZM165 221V220H164ZM172 221H174V219L172 220ZM228 221V220H227ZM8 222V221H7ZM12 222V221H11ZM11 222H9V224L11 223ZM16 222V221H15ZM14 222V223H15ZM42 222V221H41ZM45 222V221H44ZM54 222H56V221H54ZM72 222V221H71ZM92 222V221H91ZM171 222V221H170ZM199 222H201L200 220H199ZM205 222V221H204ZM213 222V223H212ZM14 223H13V225H14ZM49 223V222H48ZM110 223V222H109ZM162 223V222H161ZM203 223V222H202ZM206 223V224H207ZM222 222H220L219 224H221ZM5 224V223H4ZM3 224V226L5 227V225ZM16 224V223H15ZM41 224V223H40ZM73 224V223H72ZM75 224V223H74ZM87 224H90V221H89V223L87 222ZM206 224H202L203 226L205 225L206 226ZM246 224V223H245ZM39 225V224H38ZM52 225V224H51ZM86 225V224H85ZM99 225H100V221H99ZM152 225H154V224H152ZM175 225V224H174ZM197 225H198V223H197ZM241 225V224H240ZM3 226H1V228H0V231H3L4 229V227ZM8 225L6 224V227H7ZM10 226V225H9ZM9 226H8V228H9ZM17 225H15L14 227H16ZM45 226H46V224H45ZM200 226V228L202 227L201 226V224L199 225ZM204 226V227H205ZM224 226V225H223ZM229 226V225H228ZM10 227H12V226H10ZM21 227V226H20ZM88 227V226H87ZM203 227V228H204ZM82 228V227H81ZM92 228V227H91ZM90 228V229H91ZM147 228L149 229L150 227H148V225H146V227H145V229L147 230ZM207 228H208V226H207ZM207 228L205 227V229L206 230H204V231H207ZM213 228V227H212ZM227 228V227H226ZM21 229V228H20ZM103 229L104 228H102V232H98V233H102V234H100V236H98L97 237V232L94 234L95 236H91L90 234L92 233V232H94V231H90L91 233L89 234L92 238H94L93 240V243H92V241H91V243L89 242V240L86 242V244H88V246H86L85 248L82 246V248H84V251H87L88 253L90 252V251H92V250H95V248L94 247H97V245H95V244H97V243H100V244H104V241H105V239L104 238H99V237H101V235L103 236V233H107V232H105V230L103 231ZM151 229V228H150ZM209 229H211V228H209ZM209 229H208V231H209ZM214 230H215V228H213ZM218 229V228H217ZM223 228H221V230H222ZM231 229H232V227H231ZM6 230H8V229H5L4 231L6 232ZM11 230V229H10ZM23 230V229H22ZM82 230V229H81ZM212 230V229H211ZM214 230H212V231H214ZM220 230V229H219ZM224 230V229H223ZM227 230H228V228H227ZM227 230L225 229V231L227 232ZM233 230V229H232ZM3 231V232H4ZM12 231L13 232H16V230H14V229H12ZM12 231H10L11 233L10 234H12ZM193 231V230H192ZM217 232H218V230H216ZM215 231V232H216ZM234 231V230H233ZM5 232H4V234H2L1 232H0V241L1 240H5L6 241V238H7V236L9 237V235H7V233H9L8 231H7V233H6V235H5ZM228 232H230V231H228ZM235 232V231H234ZM234 232L232 233V234H234ZM245 232V231H244ZM248 231H246L245 232V234L247 233ZM145 233V232H144ZM147 233V232H146ZM150 233V232H149ZM171 233V232H170ZM170 233L169 232H167V233H164V238L162 239V241H164V239L166 238V239H168L169 237H170ZM185 233V232H184ZM183 233V234H184ZM195 233V232H194ZM210 233V232H209ZM209 233H206V234H209ZM104 234V236L103 237H105L106 235ZM187 234V233H186ZM191 234V233H190ZM196 234V233H195ZM205 234V233H204ZM219 234V233H218ZM229 234V233H228ZM230 234H231V232H230ZM238 234V233H237ZM244 234V235H245ZM79 235H81V234H79ZM147 236L149 235V234H146ZM187 235H189V233L187 234ZM186 235V239H187V237H189V236H187ZM217 235V234H216ZM235 235H236V233H235ZM239 237H243L244 238V236H241V233H239ZM247 235H248V233H247ZM11 237L13 236V234L12 235H10ZM76 236V235H75ZM82 236V235H81ZM156 236L158 237L157 239H154L153 238V236H152V240H153V247H155V246H158L159 244H161L162 245V243H160V237H161V233L159 232V231H157L156 232ZM172 236V235H171ZM183 236H185V234L183 235ZM219 236H220V234H219ZM219 236H216L217 238L219 237ZM231 235H229V237H230ZM88 237V236H87ZM107 237V236H106ZM105 237V238H106ZM145 237V236H144ZM209 237V236H208ZM214 237V236H213ZM215 237V238H216ZM222 237H224L223 235H221V239H224V238H222ZM233 237V236H232ZM238 236H237V238L238 239H235L234 237L232 238V239H234V242L233 243H231L230 245H229V247L230 246H234L232 249L234 250L235 249V247H236V250H237V248H240V249H250V245L249 244H247L246 243V239L245 240H243V238H239ZM248 237H249V235H248ZM72 238V236L70 237V239ZM89 238V237H88ZM139 238L140 239H143L142 237H140V234H139ZM160 238V239H159ZM216 238V239H217ZM227 238V237H226ZM225 238V240H227ZM8 239V238H7ZM61 239V238H60ZM63 239V238H62ZM75 239V238H74ZM91 239V238H90ZM104 239V240H103ZM176 239V238H175ZM183 239V238H182ZM189 239H190V237H189ZM219 239H220V237H219ZM193 240V239H192ZM191 240V241H192ZM195 240V239H194ZM194 240H193V242H194ZM236 240V241H235ZM64 241V240H63ZM66 242H68L67 240H65ZM72 241H73V239H72ZM107 241V240H106ZM136 241H138V244H136L135 242H133V243H131L129 246L130 247H133V245L134 246H140L141 245V242L137 239ZM161 241V242H162ZM188 241V243L190 242L189 240H187ZM218 241V240H217ZM230 241H233V240H231V238H230ZM248 241V240H247ZM79 242V241H78ZM103 242V243H102ZM176 242V241H175ZM191 243V244H197L198 246H199V248H200V251H201V253H205L206 252V248H207V250H208V247H206V240H205V238H203L202 240H199V241H197V240H195V242L196 243ZM216 242V241H215ZM0 243H2V242H0ZM63 243V242H62ZM90 243V244H89ZM172 243H174V241L172 242ZM171 243V244H172ZM187 243V244H188ZM209 243V242H208ZM219 243H221V242H219ZM71 244V243H70ZM85 244V243H84ZM177 244L179 245L180 244V242H177ZM183 244V243H182ZM185 244V243H184ZM183 244V245H184ZM223 244V243H222ZM229 244V243H228ZM69 244H66V247L68 246ZM91 245V246H90ZM163 245H165V244H163ZM178 245H175V246H178ZM181 245V244H180ZM183 245H181V246H183ZM215 245H216V243H215ZM214 244H213V246H215ZM221 245V244H220ZM226 245V244H225ZM224 245V246H225ZM10 246V245H9ZM8 245H7V247H9ZM104 247L106 246L105 244L103 245ZM150 246V245H149ZM160 246V245H159ZM172 246H174V245H172ZM180 246V248H182ZM224 246H222L223 248H224ZM99 247V246H98ZM97 247V249H96V251H100V249ZM129 247V248H130ZM152 247V248H153ZM167 247V246H166ZM169 247V246H168ZM189 247H191V246H189ZM212 247V246H211ZM221 247V248H222ZM228 247V248H229ZM68 248V247H67ZM80 248V247H79ZM134 248V247H133ZM179 248V247H178ZM192 248V247H191ZM214 248V247H213ZM225 248H227V247H225ZM225 248H224V251H220V252H226L227 250H230V249H226V251H225ZM231 248V247H230ZM72 249V248H71ZM91 249V250H90ZM177 249V248H176ZM184 249H185V247H184ZM188 249V252L186 253L187 255L188 254H192L193 255V249L194 250H196V248H193V249H191V250H189V248H187ZM198 249V248H197ZM5 250V249H4ZM7 250V249H6ZM74 250V249H73ZM79 250H81V249H79ZM89 250V251H88ZM102 250V249H101ZM128 250V249H127ZM177 250H179V249H177ZM214 250V249H213ZM68 251V250H67ZM70 251V250H69ZM76 251H78V250H76ZM160 251V250H159ZM183 251H185V250H183ZM209 251V250H208ZM217 251V250H216ZM241 251V250H240ZM86 252V253H87ZM93 252V251H92ZM103 252V251H102ZM102 252H101V255H104V253L102 254ZM105 252V251H104ZM127 252V251H126ZM162 252V251H161ZM234 252H235V250H234ZM237 252V251H236ZM235 252V253H236ZM247 252H249L248 250H247ZM54 253H55V251H54ZM76 253V252H75ZM95 253V252H94ZM93 253V254H94ZM97 253V252H96ZM100 253V252H99ZM131 253V252H130ZM163 253H165V252H163ZM167 253V252H166ZM171 253V252H170ZM195 253V252H194ZM198 253V252H197ZM216 253V252H215ZM58 254V253H57ZM79 254V251H78V253H77V255ZM80 254H82V252L80 253ZM126 254V253H125ZM147 254H149V253H147ZM181 254V253H180ZM184 254V253H183ZM199 254H200V252H199ZM212 254V253H211ZM55 255V254H54ZM53 255V256H54ZM97 255V254H96ZM100 254H98L97 256H99ZM105 255H106V253H105ZM165 255V254H164ZM170 255V254H169ZM178 255V254H177ZM186 255V256H187ZM192 255H190L189 257H192ZM197 255V254H196ZM237 255V254H236ZM236 255L234 254V256L236 257ZM60 256V255H59ZM96 256V257H97ZM193 256H195V255H193ZM51 257V256H50ZM179 257V256H178ZM181 257L183 258V255H181ZM189 257H187V258H189ZM223 257V256H222ZM225 257V256H224ZM224 257H223V259H221V260H223V262H221L220 264H231V263H229L230 262V260H229V257H225L226 258V260H224ZM233 257V256H232ZM231 257V258H232ZM238 257V256H237ZM236 257V258H237ZM137 258V257H136ZM170 258V257H169ZM186 257H185V259L184 260H186L187 259ZM220 258H221V255H220ZM234 258V257H233ZM39 259V258H38ZM59 259V258H58ZM63 259V258H62ZM80 259V258H79ZM98 259V258H97ZM134 259V258H133ZM176 259V258H175ZM178 259V261H179V258H177ZM192 259V260H191ZM163 260V259H162ZM171 260V259H170ZM173 260V259H172ZM171 260V261H172ZM188 260V259H187ZM190 261V264H201L200 262H198V261H196L195 260V258H190L189 259ZM177 261V260H176ZM183 261V260H182ZM181 261V262H182ZM90 262V261H89ZM168 262V261H167ZM170 262V261H169ZM168 262V263H169ZM173 262V261H172ZM174 262H175V260H174ZM232 262V261H231ZM164 263V262H163ZM163 263H160V264H163ZM171 263V262H170ZM169 263V264H170ZM180 263V261L178 262V264ZM238 263V262H237ZM159 264V263H158ZM172 264V263H171ZM173 264H175V263H173ZM176 264H177V262H176ZM182 264V263H181ZM187 264H189V263H187Z\"/></svg>",
  "mask_w": 264,
  "mask_h": 264
}]
</instances>
